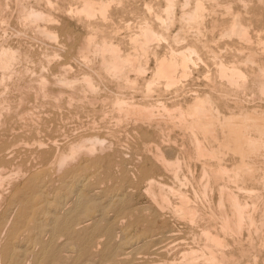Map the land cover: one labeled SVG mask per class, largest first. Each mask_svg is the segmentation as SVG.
<instances>
[{
    "label": "rangeland",
    "instance_id": "rangeland-1",
    "mask_svg": "<svg viewBox=\"0 0 264 264\" xmlns=\"http://www.w3.org/2000/svg\"><path fill=\"white\" fill-rule=\"evenodd\" d=\"M4 1V3H6V7L8 8V4H9V9L12 7L13 8V10H12V8L10 9L11 11L9 12L8 10L9 9H6L5 11H8V12H6V14H8V16L6 15V14H3V20H5V21H7V22H1L2 24L3 23H7V24H3V25H1V23H0V28H3V29H0V40H3V39H8L6 42H4L5 44H10V45H13V47H15V49H18L17 50V52H18V55H19V57H18V61L16 62V71L17 72H19V74L17 73V75L16 76H23V78L24 79H27L30 75H32L33 74V71H34V73H38L40 70H43V69H46L47 71L48 70H51V71H48V72H50V73H48L49 74V76L50 77H52V78H54V77H56L57 75L56 74H58L59 72H60V68L62 67V66H66V65H70L69 67L70 68H73L71 71H69V76H73V77H78V78H81V77H83V76H81L82 74L83 75H85V74H92V77L95 79L94 80V82H95V85H96V87H97V90H98V92L97 91H95L96 93H94V91L90 94V96H89V98L90 99H88V100H86V98L85 99H83V101L81 100V102L82 103H80V101L79 100H76L75 102H73V104H72V106H71V109H69L70 107H69V105L66 103V100H65V98H66V96L69 94V88L67 89V88H65V90H66V92H65V94H66V96H65V98H63V99H61L60 100V104L59 105H61V107H63L62 108V110L60 111V109H61V107H57L58 105L56 104V103H54L53 101H43L46 105H44V103L43 104H41L42 102L40 101L41 99H35L33 96H30V98H28V99H30L28 102H30V103H27V104H30V105H28L29 107L31 106V104H32V106L34 107V108H36L35 109V111H34V108L31 106V108L33 109V112H35V113H37V114H35V113H33L32 112V115L31 116H29V118L27 119V122H26V126L25 127H20L19 125H18V123L16 124L15 122H13V121H11V120H7V122L3 125V129H2V134H0V153H2V154H0V169L2 170V168H4V167H2V166H5V167H9V169L7 170V168H6V171H11V168H14V169H12V170H16V168L18 167V170L19 169H21V171L19 170V172L17 173V172H15L16 173V175H18L19 177L17 178L18 179V181L16 182V184H14V183H9V184H6V186H8L7 188H6V186L4 187V191H6V193L3 191V197H5V198H1L0 199V212L1 213H3V209H5V207L7 208V210L5 209V213H3V214H1L0 213V216L1 215H4V216H6V214H7V216H6V218L4 217H0V220H2L3 221V223H2V226H1V228H0V238L2 239V240H6V238H7V236L8 237H10V232L12 231V227L14 226V224L16 223V219H18L19 218V216H20V212H21V204H18L17 202H12V201H9L8 199H10L11 197L10 196H13V195H11V194H13L14 192H15V190H16V188H14V187H17V188H23V187H25V191H27L28 192V190H34V189H36V188H38L37 190L38 191H36V192H32V195H31V198H32V200H30V201H33V202H35L34 204V206L35 207H33L32 209H31V213H30V216H28V218H27V226H29V227H27V226H25V227H23L20 231H19V233L17 234V236L16 237H20L19 238V243H24V242H22V240L23 241H25V243L24 244H22V245H29V243L31 244V245H29L28 246V250H30L32 253L34 252H37V253H39V251H40V248H41V246H42V244H45L46 246H51L53 243L55 244V245H52L51 247L52 248H55V251H56V253L54 254V257L52 258L53 259V264L55 263V264H64L66 261L67 262H69V263H65V264H73V263H75L76 262V264L78 263V264H81L80 262H82V264L84 263L85 264V260L84 259H86V260H88V256L91 258L92 256H90L91 254L92 255H94V258L92 257V261H91V259H90V261L88 260L87 261V263L86 264H96L97 262V264H101V262H102V264L103 263H105V264H116V263H118V264H125L126 262L127 263H129V261H131V260H133V261H131L130 263L131 264H139V261H140V264L142 263H151L152 264V262L154 263L155 262V264L159 261V264H162L160 261H163L164 262V264H175L176 263V259H177V263L176 264H178L179 262H184V264H187L186 262H188L189 264L190 263H194V264H202V262H204L203 264H206L205 263V259H206V257L208 256V250L205 248L206 246V241H207V239H205V236L203 235V232H202V224L201 223H196L197 224V227H195V225H193V223H190L189 221H183V219L181 218L180 220H178L180 217L178 216V215H175V212H174V214L172 213L174 210L172 209V208H167L166 210L164 209V211H162L161 212V214L163 215V217H164V219L166 220V224L164 225V226H162L160 223H158V222H156V223H147V222H144V221H142L141 220V218L144 216V215H149V214H152V216L154 217V215H155V213L157 214V211H155L156 210V208H155V206L154 205H152V203L150 204V201H148V200H150V197H148V195H147V190H145L146 189V183L145 182H143V180H141L143 177V170L145 169H147V170H149V167H150V169H151V175L153 174V177L156 179V181L157 182H164L162 185H164L165 183L166 184H168L169 185V187H170V185H171V187H172V185L174 184L175 186H179L180 185V183H179V185H178V182H182L183 180V178H186V180L188 181L187 183H186V181L184 182L183 181V185H184V187H181V186H183V185H180V187L182 188V190L184 191V192H186V194L189 196V198H191L192 197V199H191V201H193V200H195L194 202H196L195 204H197V206L201 209V211L202 212H206V210H208V209H210L211 211H212V209L214 210V209H216L217 208V195H218V190H217V188H214L213 190H207L206 191V193L204 192V189L202 188L203 186L201 185L203 182L202 181H204L205 180V178L203 179H201V177H203L202 176V169H203V166H202V162L201 161H199V160H194L193 159V161L191 162V160H185V159H187L188 157H187V154L184 156L183 155V153H181V155H179L178 154V152L179 151H181V150H179L181 147L183 148V145L182 144H186V142H183V138H182V132H180L181 130L179 129V127H177L178 125H176L177 123H175V126L173 125L174 123H169V122H166V121H161V123H160V125L162 126L163 125V127H161L162 129L164 128V135L165 136H163L162 134H163V131H162V129L160 128V125H159V127H157V126H155L156 125V123H154L155 122V120H154V118L156 119V117H158V114L156 115V113H161V112H163V108H161L162 106H163V104H167L169 107H174L175 105H176V102L177 103H179V102H182V103H184L183 101L186 99H189L190 98V93H191V91L190 90H200V91H207V93H209V94H211L214 98H215V96H216V98L215 99H217V101H218V103H219V110L222 112V113H228L230 110L231 111H238L241 107L242 108H244V107H247V108H251V107H253V106H259V107H263L264 108V96H257L256 98L255 97H252V96H254V95H252V92H249V90L248 91H239V92H236L235 90H233V89H229V88H227L225 85H224V83H221V82H223L222 80L220 81V78L218 77V75H217V72L215 71L216 70V68L215 67H217L216 66V64H218L220 61H221V59H219V58H222V60L223 61H225V62H227L228 60H235V61H239L240 59H242V57H243V54H240V51L238 50V48H239V46H243V47H245V46H247L246 44H240L239 42H231V41H229V39L226 37V40H225V36L222 34V33H224V32H226V27H228L227 25H229V20H230V15L229 14H227L225 11H223L222 9H220V10H218L217 12L218 13H216V12H214L215 14H211V13H208V14H210V15H207L206 14V16H205V18H207V19H205V23H206V25L208 24V26L206 27V28H204V29H206V30H204V31H206V32H204V31H202V33L204 34L205 33V35L206 36H204L203 34H201V31H200V34L201 35H203V36H201L200 34H199V31L197 32V29L196 28H192L191 29V32L190 31H188V34L185 32V34L183 33V31L182 32H180V25H181V21H180V12H179V10H177L176 12H175V20L174 19H172V23H173V25L171 26L170 24H172V23H170L169 24V21H168V24H165L166 22H164V24H161V22L159 21L158 22V20L156 19L157 18V15H163L164 17H165V14L162 12V8H164L165 6V0H114V1H112V0H108L107 2H108V4L109 3H111V4H109V7L107 8L108 10L106 11V12H108V13H105V15H103L102 13H100V10L99 9H97L96 11H95V14L94 15H91V16H86V14L85 13H81L80 11L78 12V10H81V8H82V3H83V0H74V1H72V0H53L52 1V3H49V2H51V1H49V0H46V1H44V0H42V1H44L45 3H46V5H48V6H46L45 5V3L44 2H40V1H38V0H23L24 1V3L23 4H25V6H26V8L28 7V8H30V7H32V8H34L33 10H36V11H38V12H42V13H44L46 16L48 15V14H51V16L50 15H48L47 17H48V19L47 20H49L48 22L46 21V20H44V22L43 21H41L40 22V24L41 25H46L47 27H48V29L49 30H52V31H54L56 34H58L59 35V37H57L58 39V42H57V40H56V42L57 43H55V41H53V40H50L49 41V39L47 40L46 39V37H44L43 35H40L39 33H38V31H36L35 32V30H36V27L34 26V25H32L29 21H28V19H27V21L24 23V22H22V21H24V20H26V19H24V20H22V19H20L19 18V14H17V11H18V13H19V10H18V8H16V7H18L17 6V3H16V1H15V3H16V5L14 4V2H12V1H14V0H11V1H9V0H3ZM9 1V2H8ZM27 1V2H26ZM49 1V2H48ZM57 1V2H56ZM66 1V2H65ZM69 1V2H68ZM96 2H101V1H106V0H95ZM127 1V2H126ZM157 1V2H156ZM10 2H12L13 3V5H12V3L10 4ZM40 2V4H38V3ZM48 2V3H47ZM54 2V3H53ZM56 2V3H55ZM123 2V3H122ZM126 2V3H125ZM146 2V3H145ZM8 3V4H7ZM68 3H70L69 5H68ZM72 3V4H71ZM78 3V4H77ZM115 5H113V4ZM116 3V4H115ZM30 4H31V6H30ZM54 4V5H53ZM56 4H58L59 6H57ZM75 6H74V5ZM125 4V5H124ZM148 6H147V5ZM157 4V5H156ZM161 4V5H160ZM50 5H51V7H50ZM53 5V6H52ZM70 5H72V6H70ZM79 5V6H78ZM118 5H119V7H118ZM120 5L122 6V8L120 7ZM146 5V6H145ZM14 6V7H13ZM55 6V7H54ZM113 6H114V8H113ZM152 6H153V9H152ZM158 8H157V7ZM54 7V8H53ZM74 7V8H73ZM78 7V8H77ZM125 7V8H124ZM148 7H149V9H151V10H149L148 9ZM27 8V9H28ZM31 8V9H32ZM48 8V9H47ZM53 8V9H52ZM56 8V9H55ZM115 10H113V9ZM117 8V9H116ZM155 8V9H154ZM17 9V10H16ZM52 9V10H51ZM58 9V10H57ZM67 9V10H66ZM78 9V10H77ZM162 9V10H161ZM14 10H16L15 12H14ZM41 10V11H40ZM70 10V11H69ZM72 10V11H71ZM77 11V13H79V14H82L81 15V17H80V15L79 14H75V13H73V12H76ZM147 10H149V11H147ZM153 10H155V11H153ZM5 11L3 12V13H5ZM13 11V12H12ZM68 13H67V12ZM13 14H12V13ZM60 12H63V13H60ZM70 12H72V13H70ZM112 12V13H111ZM155 13V16H154V14H152V13ZM157 12H159V13H157ZM225 14V16H223L224 14ZM64 13H66V15H64ZM98 13H99V15H98ZM56 14V15H55ZM68 14H69V17H73V18H69L68 17ZM76 16H75V15ZM84 14H85V16H84ZM106 14H107V17H105L106 16ZM250 15H247V16H243L242 18H243V21L244 20H246V21H244L245 22V24H247L248 23V25H250L249 23H251V25L254 27V28H251L250 29V32H251V36H253L252 38H253V40L254 39H256V36H257V33L259 32V31H263V29H264V15H259V13L257 12L256 14H252V13H249ZM5 15V16H4ZM73 15V16H72ZM111 15H112V17H111ZM222 15V16H221ZM226 15H229V16H226ZM253 15V16H252ZM18 16V17H17ZM51 18H50V17ZM78 16V18H76ZM98 16H99V18H98ZM147 18H146V17ZM152 16V17H151ZM209 16V17H208ZM211 16V17H210ZM215 16V17H214ZM261 16V17H260ZM19 19H17V18ZM68 17V18H67ZM85 19H84V18ZM87 17V18H86ZM100 17L104 20L103 22L101 21L102 19H100ZM115 17V18H114ZM151 17V18H150ZM156 17V18H155ZM213 17V18H212ZM218 17V18H217ZM224 17V18H223ZM226 17V18H225ZM263 17V18H262ZM6 18V19H5ZM56 18H58L57 19V21H59V23L58 22H56ZM82 18V19H81ZM88 18H90V19H88ZM93 18V19H92ZM213 20H212V19ZM220 18V19H219ZM245 18V19H244ZM9 19H11L10 21H8ZM18 21H17V20ZM52 19V21H54V22H50V20ZM81 19V20H80ZM146 19H148V22L149 23H151V25H152V27H154V30L155 31H157L156 33H158V34H161V32H162V34L164 35L162 38H165L164 40L163 39H161V40H159L158 42H156L157 40H154L152 43H153V47H152V43L149 45V49H147V51L145 52V53H143L142 54V52H141V50L139 49V47L138 46H136V45H134L132 42H131V37H132V35H134L139 29H140V25H141V27L143 26V25H145V23H141V22H146L147 23V20ZM153 19V20H152ZM208 19H210V20H208ZM215 19V20H214ZM217 19V20H216ZM222 19V20H221ZM248 19H250L249 21H248ZM251 19H253L252 21H251ZM256 19V20H255ZM78 20L80 21V23L78 22ZM90 20V21H89ZM99 22H98V21ZM106 20H107V22H108V24H107V22H106ZM128 20V21H127ZM174 20V21H173ZM218 20H220V21H218ZM19 21H20V23H19ZM96 21V22H95ZM152 21H154V22H152ZM180 21V22H179ZM210 21V22H209ZM221 21H223L222 23H224V24H222L221 23ZM256 21V22H255ZM47 22V23H46ZM87 22V23H86ZM90 22L92 23V24H90ZM129 22H131V24L129 23ZM158 22V23H157ZM257 22H259V23H257ZM262 22V23H261ZM11 24V26H8L7 28H6V26L8 25V24ZM24 23V24H23ZM31 24V26L29 27V25ZM86 23V24H85ZM96 23V24H95ZM103 23H105V24H103ZM136 23V24H135ZM141 23V24H140ZM149 23H147V24H149ZM156 23H157V25H156ZM220 23V24H219ZM253 23V24H252ZM25 24H27V26L25 25ZM129 24H130V26H129ZM176 24V25H175ZM218 24V25H217ZM256 24V25H255ZM78 27H77V26ZM86 25V26H85ZM87 25H89L90 26V31L93 29L94 31L95 30H97L96 32H94L93 30V32L91 31H89V29H88V27H87ZM101 25H102V27H101ZM103 25L105 26V27H103ZM108 25V26H107ZM113 25V26H112ZM136 25V26H135ZM160 25V26H159ZM165 25L167 26L166 28H165ZM205 25V26H206ZM211 25H212V27H211ZM216 25V26H215ZM255 25V26H254ZM82 26V27H81ZM95 27V28H93V27ZM100 28V29H102L101 31H100V29L98 28V27ZM107 26V27H106ZM137 26H139V27H137ZM171 26V27H170ZM215 26V27H214ZM263 26V27H262ZM14 27V28H13ZM91 27H92V29H91ZM109 27V28H108ZM112 27H113V29H112ZM114 27H115V29H114ZM117 27V28H116ZM130 27V28H129ZM132 27V28H131ZM164 28V29H162V28ZM179 28V30H178V28ZM210 27V28H209ZM222 27V28H221ZM259 27H261V28H259ZM5 28V29H4ZM18 29V30H16V29ZM83 28V29H82ZM103 28H106V30L104 29L103 30ZM133 28H134V31H133ZM139 28V29H138ZM170 28V29H169ZM213 28V29H212ZM132 29V30H131ZM209 29V30H208ZM212 29V31L210 32V30ZM216 29V30H215ZM219 29V30H218ZM222 29V30H221ZM254 29H256V30H254ZM257 29L259 30L258 32H257ZM4 30H6V31H4ZM33 30V31H32ZM109 32H108V31ZM113 30V31H112ZM115 30V31H114ZM125 30V31H124ZM164 30V31H163ZM169 30V31H168ZM218 30V31H217ZM252 30V31H251ZM254 30V31H253ZM24 31V32H23ZM80 31V32H79ZM105 32V33H102V32ZM112 31V32H111ZM175 31H177V32H175L176 34H174V32ZM209 31V32H208ZM256 31V32H255ZM5 32V33H4ZM8 32V33H7ZM20 34H19V33ZM34 32V33H33ZM67 32V33H66ZM68 32H69V36H68ZM108 32V33H107ZM115 34H114V33ZM125 32V33H124ZM131 32V33H130ZM192 33V34H190V33ZM219 32H221V33H219ZM254 32V33H253ZM15 33V34H14ZM21 33H25V34H21ZM96 33H97V36H96ZM134 33V34H133ZM177 33H179V35L177 34ZM195 33V34H194ZM212 33H214L216 36H217V38H216V36L214 35V34H212ZM17 34V35H16ZM84 34V35H83ZM85 34H87L86 36H89V34H95V36L97 37V39L95 38V41L93 42V45H95V47L93 48L92 46V48H90L91 49V51L89 52V56L88 57H90V58H88V60H89V62H88V60L86 61L85 59L84 60H82V57L80 58V56L78 55L79 53H77V49L79 48L78 47V45L80 46V44H81V42L83 43V41H85L84 40V38L86 37L85 36ZM104 35V37L106 36V38H103V35ZM106 34V35H105ZM120 34V35H119ZM127 34V35H126ZM161 34V35H162ZM167 34V35H166ZM180 34H183L182 36H184L185 38H187V41H186V39H185V41L186 42H188V44L189 43H194L196 46H197V49H198V51H199V54H200V56H201V58H202V60H203V62L201 61H197L198 62V64H199V67L197 66L198 64H196V65H194V66H192L191 67V69H192V72H191V74L192 75H190L189 77H188V79H187V81L186 82H184L185 83V87H180V88H176L177 90H179V91H176V89H175V87H170V88H166V87H164L165 86V84L163 83V81H161L162 83H157L156 84V82L155 83H153L152 85L153 86H151V88H148L146 85H148V83H147V81L149 80V79H151V77L154 75V70H155V68H156V64H157V57H156V55H157V53H159V56L160 55H162V53H163V55L165 54V52H167V48L166 47H168L169 48V46H172L173 48H176V47H180V46H183V45H186L187 43L184 41V40H182V42L181 41H178L179 40V36H181ZM198 36H197V35ZM221 34V35H220ZM2 35H4V38H3V36ZM11 35V37L9 38L8 36H10ZM14 35V36H13ZM27 35H28V37H27ZM71 35V36H70ZM100 35V36H99ZM114 35H116V36H114ZM126 35V36H125ZM173 35H176V37H178V39H177V41L175 40L176 39V37H174ZM178 35V36H177ZM189 35H196L197 37H199V36H201L200 37V41H198L199 40V38H197L196 36L194 37V38H192L191 36H189ZM212 35V36H211ZM223 35V36H222ZM31 36V37H30ZM73 36H74V39H73ZM76 36V37H75ZM84 36V38H82ZM102 36V37H101ZM114 36V37H113ZM172 36H173V40H172ZM187 36V37H186ZM6 37V38H5ZM36 39H34V38ZM80 37V38H79ZM103 38V39H101V38ZM190 37V38H189ZM203 37V38H202ZM206 37V38H205ZM220 37V38H219ZM222 37V38H221ZM224 37V38H223ZM61 38V39H60ZM83 40H82V39ZM87 38V37H86ZM108 38V39H107ZM109 38H111V40H109ZM129 38V39H128ZM166 38H168V39H170V40H168L167 39V41H166ZM175 38V39H174ZM204 39V40H202V39ZM207 38H208V40H207ZM216 40H215V39ZM33 39V40H32ZM39 39V40H38ZM69 39H71L70 41H69ZM80 39V40H79ZM101 39V41H99ZM106 39V40H105ZM120 39V40H119ZM128 41H127V40ZM192 39H194V41L192 40ZM210 39H211V41H210ZM219 39V40H218ZM222 39V40H221ZM227 39H228V41H227ZM41 40V41H40ZM105 40V41H104ZM116 40V41H115ZM119 40V41H118ZM122 40V41H121ZM163 40V41H162ZM199 42H197V41ZM210 41L209 42V44L211 43V45H213V46H211V48H214L213 49V51H212V49L211 50H209L210 52H212V53H210L209 51H208V48H206V47H203L202 46V42L203 41ZM4 41V40H3ZM42 41H44V42H42ZM77 41V42H76ZM80 41V42H79ZM104 41V42H103ZM111 41H113V42H111ZM123 41H124V43H123ZM127 41V42H126ZM166 41V42H165ZM195 41H196V43H195ZM213 41V42H212ZM220 43H219V42ZM226 41V42H225ZM31 44H30V43ZM47 42V43H46ZM79 42V43H78ZM103 42V43H102ZM108 42V43H107ZM165 42V43H164ZM168 42V43H167ZM177 42V44L175 45V43ZM184 42H185V44H184ZM216 42V43H215ZM222 42V43H221ZM58 43H60V44H58ZM62 43V44H61ZM67 43V47H64V45ZM96 43V44H95ZM107 43V44H106ZM117 44V46L119 45V47H121L122 48V50L120 51L121 52V54L124 52V53H126V54H130V53H133V54H136L137 56H138V58H137V60H139V56H140V60L139 61H136V63H137V66H138V64H141L142 65V67H145L144 68V71L143 72H134L135 71V68L133 67V66H131V65H128V66H124V68H123V70H125L126 68H128V69H126L123 73L124 74H121V75H115V74H113L111 71H109V69H108V66H106L108 63H109V58H110V54H111V52H109L108 53V51H106L105 53H106V55H105V53L103 52V46H105V45H110V44ZM119 43V44H118ZM122 43H123V45H122ZM132 43V44H131ZM154 43H157V44H154ZM167 43V44H166ZM170 43H171V45H170ZM179 43V44H178ZM182 43V44H181ZM215 45H214V44ZM218 43V44H217ZM28 44V45H27ZM48 44H50V45H48ZM98 44H100L99 45V47H97L98 46ZM128 44V45H127ZM160 44H162V46L160 45ZM228 45L229 46V48L230 49H228L227 50V48H228V46H225V45ZM232 44V45H231ZM236 44H237V46H236ZM253 44H255V45H252V47L253 48H255V49H258L259 47L257 46V44L254 42ZM53 45V46H52ZM61 45H63V49L62 48H60V47H62ZM97 45V46H96ZM127 45V46H126ZM154 45H155V47H154ZM161 47H160V46ZM216 45H220L219 47H217ZM239 45V46H238ZM55 46H57V47H55ZM66 46V45H65ZM135 46V47H134ZM166 48H164V47ZM69 47V48H68ZM101 47V48H100ZM131 47V48H130ZM150 47H152L153 48V50H152V48H150ZM157 47V48H156ZM159 47V48H158ZM227 47V48H226ZM58 49V50H54L53 51V49ZM60 48V49H59ZM98 48H100L99 50L100 51H98V50H96V49H98ZM134 48V49H133ZM138 48V49H137ZM161 48V49H160ZM203 49V48H206L207 49V51H206V49H203V50H201V49ZM221 48V49H220ZM69 49V50H68ZM123 49H125V51L123 50ZM155 49V50H154ZM219 49V50H218ZM226 49V50H225ZM156 50H158L157 51V53H156ZM216 50V51H215ZM224 50V51H223ZM230 50V51H229ZM231 50H233V51H231ZM237 50H238V52H237ZM259 50V49H258ZM58 51V52H57ZM60 51V52H59ZM68 51V52H67ZM93 51L94 52H96V53H94L93 54ZM130 51V52H129ZM140 51V52H139ZM149 51V52H148ZM203 51V52H202ZM219 51V52H218ZM224 53H223V52ZM228 51V54L230 53V55H228L226 52ZM58 53V56L56 57H54V59L55 60H53L52 59V61H51V63H50V65H49V63L47 64L46 62V59H47V57L49 56V55H51V54H54V53ZM73 52V53H72ZM101 54H100V53ZM103 52V53H102ZM135 52V53H134ZM207 52L209 53V54H211V55H207ZM56 53V54H57ZM67 53V54H66ZM99 55H98V54ZM139 53H140V55H139ZM153 53V54H152ZM216 53V55H214V54ZM217 53H219V54H217ZM27 54V55H26ZM55 54V55H56ZM70 54V55H69ZM72 54V55H71ZM97 54V55H96ZM104 54V56H102ZM141 54H142V56L143 57H141ZM144 54H145V56H144ZM205 54H206V56H205ZM213 54V55H212ZM227 54V55H226ZM232 54V55H231ZM21 55V56H20ZM46 55H48L47 57H46ZM77 55H78V57H77ZM93 55H94V57H93ZM123 55V54H122ZM125 55V54H124ZM149 55V56H148ZM152 55V56H151ZM217 55L219 56V55H222V57L220 56V57H217ZM225 55V56H224ZM27 58H26V57ZM59 56H60V58H61V60H60V58H59ZM65 56L67 57V58H65ZM105 57V58H102V57ZM208 56V57H207ZM211 56V57H210ZM217 57L218 59H215V58H213V57ZM229 56H232V57H229ZM237 56V57H236ZM74 57V58H73ZM76 57V58H75ZM98 57V58H97ZM107 57V58H106ZM145 57V58H144ZM211 59H210V58ZM235 57H236V59H235ZM30 58V59H29ZM78 58V59H77ZM97 60H96V59ZM102 58V59H101ZM142 58H143V60H144V62H143V60H142ZM150 58V59H149ZM208 58V59H207ZM214 59V61H212L213 59ZM226 58H230V59H226ZM233 58V59H232ZM19 59H21L22 61H21V64H20V60ZM41 59H43V60H41V61H43L42 63H44V65L45 66H47V68L44 66V65H42V63L40 64V60ZM58 59V60H57ZM72 59H74V61L72 60ZM207 59V60H206ZM60 60V61H59ZM72 60V61H71ZM77 60H79V61H77ZM94 60H96V61H94ZM147 60V61H146ZM155 60V61H154ZM210 60V61H209ZM40 61V62H39ZM54 61V62H53ZM77 61V63H76V65H75V62ZM83 61H85L83 64H80L81 62H83ZM91 61V62H90ZM99 61V62H98ZM101 61H103V63L101 62ZM215 61H217L216 63H213V62H215ZM33 63L34 62V64H31V63ZM95 62V64H93ZM107 62V63H106ZM156 62V63H155ZM205 62V64H203ZM208 62V63H207ZM63 63H64V65H63ZM70 63V64H69ZM99 63V64H98ZM208 65H207V64ZM19 64V65H18ZM61 64V65H60ZM87 66H86V65ZM97 64V65H96ZM102 64H104V66L102 65ZM146 64V65H145ZM203 64V65H202ZM215 65V67H214V65ZM30 65V66H29ZM49 65V66H48ZM58 65H59V67H58ZM72 65V66H71ZM90 65V66H89ZM148 65V66H147ZM156 65V66H155ZM67 66V67H68ZM80 66V67H79ZM201 66H202V69H201ZM204 66H206V67H204ZM210 66V67H209ZM27 67V68H26ZM45 67V68H44ZM50 67V69H48ZM93 67V69H91ZM197 68V70H198V72H197V70H196V68ZM209 67V68H208ZM23 68V69H22ZM31 68V70H30V72L29 71H26V70H29ZM69 68V69H70ZM75 68V69H74ZM83 68V69H82ZM89 68V69H88ZM101 68V69H100ZM195 68V69H194ZM206 68H207V70H206ZM21 69H22V71H21ZM26 69V70H25ZM108 71H106V70ZM133 69V70H132ZM151 69V70H150ZM191 69H190V71H191ZM206 70V72H208V73H206L205 75H208V76H205L204 75V73H205V70ZM210 69V70H209ZM92 70V71H91ZM99 72V73H102V75H98V73L96 72ZM99 70V71H98ZM132 70V71H131ZM57 71V72H56ZM91 71V72H90ZM95 71V72H94ZM147 71H149V72H147ZM210 71V72H209ZM20 72H22V75L20 74ZM105 72H107V73H105ZM126 72H129V73H126ZM150 72H151V74H150ZM204 72V73H203ZM28 73V74H27ZM53 73V74H52ZM56 73V74H55ZM134 74V75H132V74ZM146 73H148V74H146ZM199 73V74H198ZM56 75V76H52V75ZM109 74H111V75H109ZM135 74H139L138 76L137 75H135ZM203 74V75H202ZM216 74V75H215ZM78 75V76H77ZM113 75V76H112ZM141 75V76H140ZM198 75V76H197ZM211 75H212V77H211ZM0 76H1V73H0ZM80 76V77H79ZM111 76H112V78H111ZM130 77V80H134L133 81V83H132V81H127V78L129 79V77ZM148 76H149V79H147V81H145L146 80V78H148ZM192 76V77H191ZM102 78V79H100V78ZM104 77V78H103ZM137 78V80H136V78ZM144 77H146V78H144ZM191 77V78H190ZM196 77V78H195ZM209 77H211L210 79H209ZM107 78V79H106ZM124 78H126V79H124ZM133 78H135V79H133ZM139 78V79H138ZM153 78V77H152ZM208 78V79H207ZM213 78V79H212ZM216 80H215V79ZM218 78H219V80H218ZM143 79V80H142ZM196 79V80H195ZM198 79V80H197ZM207 79V80H206ZM102 80V81H101ZM119 81V83H118V81ZM126 80V81H125ZM193 80V81H192ZM211 80V81H210ZM214 80V81H213ZM137 81V82H136ZM143 81V82H142ZM210 81V82H209ZM215 81H216V84L217 85H215ZM112 82V83H111ZM114 82V83H113ZM131 82V83H130ZM136 84H135V83ZM211 82H213V83H211ZM5 83H6V85H8V87L5 85ZM108 83V84H107ZM1 84V83H0ZM104 84H106V85H104ZM119 84L122 86L121 88H120V86H119ZM133 84V86H131ZM162 84V85H161ZM209 84V85H208ZM2 86H3V84H1ZM0 85V111L2 110V109H4L2 112L3 113H7V111H8V109H7V107H6V105L5 104H2V102H1V100L2 99H5V100H7V101H11V102H13L12 104H16L15 102H17V99L16 98H18V94H19V91L17 90V88H16V86H15V84L12 82V81H10L9 82V80H7V81H5L4 82V85L7 87V88H10V89H5L6 87L5 86H1ZM114 85V86H113ZM141 85V86H140ZM157 85V86H156ZM160 85V86H159ZM212 85V86H211ZM221 85V86H220ZM105 86H107V87H105ZM113 86V87H112ZM115 86H117V87H115ZM127 86H129L130 87V89H128L129 87H127ZM140 86V87H139ZM209 86V87H208ZM216 86H217V89H216ZM98 87H100V89L98 88ZM119 87V88H118ZM127 87V88H126ZM132 87V88H131ZM134 87H135V89H134ZM147 87V88H146ZM160 87V88H159ZM59 88V86L57 85V86H53V89H58ZM117 88L119 89V90H117ZM124 90H123V89ZM139 88H141V89H139ZM193 88V89H192ZM204 88V89H203ZM209 88V89H208ZM211 88V89H210ZM212 88H214L215 90H217V91H215L214 89H212ZM103 89V90H102ZM133 89V90H132ZM136 89H138V90H136ZM147 89L148 90H150V91H147ZM154 91H153V90ZM162 89V90H161ZM164 89H167V93H166V90H164ZM175 89V90H174ZM181 89V90H180ZM188 89V90H187ZM2 90L4 91L5 90V92H2ZM15 92H14V91ZM17 90V91H16ZM126 90V91H125ZM140 90V91H139ZM141 90L143 91V92H141ZM172 91V92H170V91ZM214 90V91H213ZM124 91L126 92V93H124ZM132 93H131V92ZM137 91H138V93H137ZM151 91H153L152 93H151ZM186 91V92H185ZM117 92V93H116ZM120 92V94H118ZM142 94H141V93ZM144 92H145V95H147L149 92V94L147 95V96H145L144 95ZM148 92V93H147ZM157 94H156V93ZM177 92H178V94H177ZM183 92H184V94L185 93H187V96L185 95V98L183 97L184 96V94H183ZM219 94H218V93ZM220 92H223V93H221V96H220ZM226 92V93H225ZM242 92V93H241ZM4 93V94H3ZM116 93V94H115ZM176 93V94H175ZM228 93H230L229 95H228ZM15 94V95H14ZM111 94H113V95H111ZM138 94V95H137ZM171 94H175V95H177V96H175V95H171ZM180 94V95H179ZM224 94V95H223ZM227 94V95H226ZM246 94V95H245ZM3 95V96H2ZM116 95L118 96L117 98H119V97H122V98H120V101L123 103L124 101L123 100H125V101H128L130 104H131V102L132 103H138V104H144V105H147V106H150L151 108H153V109H155V105L157 106L156 107V109L154 110V112H153V118H151L150 120H146L145 122L146 123H143V121L141 122L140 120H138V122H137V119H135L134 120V118H129V117H125V115H123V114H120L119 115V112H118V109H117V105L115 104V102H114V104H112V102H113V99H114V101H115V99H116ZM156 95H158V96H156ZM161 95H162V97H161ZM170 95V96H169ZM232 95L234 96V97H232ZM249 95V96H248ZM252 95V96H251ZM104 96H106V97H109V99L107 98L106 99V97H104ZM133 96H134V98H133ZM142 96V97H141ZM156 97V98H154V97ZM165 96V97H164ZM169 96V97H168ZM182 96V97H181ZM237 96V97H236ZM251 96V97H250ZM4 97V98H3ZM102 97L105 99V100H109V101H105V100H102ZM111 97H113V98H111ZM148 97V98H147ZM149 97H152V98H149ZM171 97H172V99H171ZM179 97H181V98H179ZM218 97L220 98V99H218ZM223 99H222V98ZM225 97H228L227 99H225L224 100V98ZM232 99H230V98ZM95 98V99H94ZM133 100H131V99ZM173 98H175V99H173ZM260 98V99H259ZM97 99V100H96ZM98 99H100V100H98ZM123 99V100H122ZM129 99V100H128ZM143 99H145V101L143 100ZM157 99V100H156ZM166 99H167V101H166ZM179 99V100H178ZM236 99H237V101H239V102H237V103H235L236 102ZM239 99H241L242 101V104H240L241 102H240V100ZM253 99V100H252ZM262 99V100H261ZM15 100V101H14ZM48 100V99H47ZM96 100V101H95ZM111 100H112V102H111ZM160 101V103H159V101ZM163 100H164V103H163ZM176 100V101H175ZM181 100V101H180ZM234 100V101H233ZM38 103H37V102ZM79 102V103H76V102ZM91 101V106H90V102ZM92 101H93V104H97L96 106L95 105H92ZM98 101V102H97ZM103 101V102H102ZM107 102V103H105V102ZM149 101V102H148ZM162 101V102H161ZM232 101V102H231ZM32 102V103H31ZM87 102V103H86ZM102 102V105L100 104ZM153 102V103H152ZM249 102V103H248ZM253 102V103H252ZM259 102V103H258ZM41 104V105H44V106H39V105H37V104ZM104 103H105V105H107V106H105L104 107ZM126 104H129V103H127V102H125ZM124 103V104H125ZM163 103V104H162ZM228 105H227V104ZM244 103V104H243ZM262 103V104H261ZM68 106H67V105ZM76 104V105H75ZM109 104V105H108ZM151 104H154V106L152 107V105ZM162 104V105H161ZM2 105H3V107H2ZM55 105V106H54ZM57 105V106H56ZM82 105L85 107V109L84 108H81L82 107ZM86 105V106H85ZM112 105H114V107H116V108H114ZM116 105V106H115ZM158 105H159V108H158ZM178 105V104H177ZM225 105V106H224ZM5 106V107H4ZM35 106H37V107H35ZM161 106V107H160ZM230 107V109H229V107ZM45 107V108H44ZM48 107V108H47ZM55 107H57L56 109H55ZM93 107H95V108H98V109H93ZM101 107V108H100ZM104 107V108H103ZM110 108V109H107V108ZM234 107V110H232V108ZM240 107V108H239ZM17 107L16 106H13L12 108H9L10 110L8 111V112H12L13 111V109H16ZM46 108L49 110V112H48V110H46ZM65 108L66 109H68V110H65ZM89 108V109H88ZM90 108H92V109H90ZM112 108V109H111ZM158 108V109H157ZM241 108V109H242ZM19 109H21V108H19ZM51 109V110H50ZM79 109H81V111H79ZM84 109V110H83ZM114 109V112H112V115L110 114L111 112H110V110L112 111ZM160 109V110H159ZM40 112V114H39V112ZM77 110V111H76ZM94 110H95V112H94ZM109 111V114H107L108 112H106V114L108 115V117H106L107 115L105 114V113H103V111ZM229 110V111H228ZM42 111H43V113H42ZM70 111V112H69ZM80 112L79 114L77 113V115H76V112ZM117 111V112H116ZM160 111V112H159ZM45 112H47V113H49L50 114V116H49V114L48 115H46L47 113H45ZM53 113V114H51V113ZM92 113L93 112V114H87V113ZM101 112H102V114H101ZM45 113V114H44ZM71 113V114H70ZM86 113V114H85ZM42 114V115H41ZM104 114L106 115V116H104ZM35 115H37L36 116V118H37V120H36V118H35ZM43 116V117H41V116ZM61 115H62V117H61ZM78 115H79V117H80V119H81V121L79 120V117H78ZM88 115H90L89 117H88ZM91 115H92V117H91ZM109 115L111 116V117H109ZM38 116H40L41 117V119L42 118H44L45 119V122H43V120L41 121L40 120V117H38ZM67 116L69 117V118H67ZM101 116H103L102 118H101ZM116 117V119H121V121H122V123H123V125H122V123H121V121H118V120H116L115 119V117ZM119 116H121L122 118H124V119H122L121 117H119ZM32 117H34V118H32ZM86 117V118H85ZM89 119H88V118ZM104 117H105V119H104ZM118 117V118H117ZM62 118V119H61ZM83 118H85V119H83ZM92 118H94V121L93 120H91ZM98 118H100V119H98ZM113 119V124L111 125V123H112V120L111 119ZM125 118H127L126 120H125ZM33 120V119H35V121H32L31 122V120ZM39 119V120H38ZM65 119H66V122H65ZM68 119H70V120H68ZM78 119V120H77ZM104 119V120H103ZM106 119H108V120H106ZM132 121H131V120ZM58 120V121H57ZM64 120V121H63ZM68 120V121H67ZM97 120V121H96ZM101 120H103V121H101ZM129 120V121H128ZM38 121V122H37ZM39 121H40V123L42 124H40L39 123ZM80 121V122H79ZM90 121V123L89 124H87L88 122ZM95 121H96V124H95ZM118 121V122H117ZM127 121V127H126V124H124L125 122ZM131 121V122H130ZM137 123H139V122H141V123H139V124H137ZM150 121V122H149ZM11 124H10V123ZM51 122H53V124L51 123ZM64 122V123H63ZM83 122H86V123H83ZM92 122H94V123H92ZM98 122V123H97ZM111 122V123H110ZM116 122L118 123V124H116ZM121 124H120V123ZM135 122V123H134ZM152 122V123H151ZM14 123L16 124L15 126H14ZM34 123V124H33ZM37 123H38V125L40 126V127H37L38 129H40V130H36V126H37ZM46 123V124H45ZM69 123H74L73 125H71V124H69ZM75 123H77V124H75ZM80 123V124H79ZM110 123V124H109ZM133 123V124H132ZM150 123V124H149ZM167 123V124H166ZM30 124V125H29ZM83 124V125H82ZM92 124L94 125V126H92ZM98 124H100V125H98ZM130 124V125H129ZM145 124V125H144ZM29 125V126H28ZM32 125V126H31ZM36 125V126H35ZM45 125V126H44ZM65 125V126H64ZM120 125H121V127H120ZM137 125H138V128H137ZM164 125H168L167 126V128H166V126H164ZM172 125V126H171ZM14 127L13 129L15 130H13L11 127ZM77 126V127H76ZM89 126H90V128H89ZM106 126V127H105ZM115 126H117V127H115ZM124 126H125V128H124ZM132 126V127H131ZM147 126H149V127H147ZM151 126V127H150ZM170 126V127H169ZM15 127L17 128V129H15ZM18 127L20 128V130L18 129ZM30 127H33V128H30ZM49 127H51V128H49ZM59 127H61L62 128V131H61V128H59ZM63 127H64V129L66 130H63ZM75 127H76V130L75 131H77L78 129H81V131L80 130H78V133L80 134H78V135H73V134H75L76 132L75 131H73L74 129H75ZM82 127H84L85 129H82ZM87 127V128H86ZM94 127V128H93ZM108 127V128H107ZM115 127V128H114ZM147 129H146V128ZM155 127V128H154ZM174 127V128H173ZM176 127V128H175ZM23 130H22V129ZM27 128H29V129H27ZM99 128V129H98ZM102 128V129H101ZM104 128H106L107 130H108V132H107V130L106 129H104ZM124 128V129H123ZM134 128H136L137 129V131H135L136 129H134ZM151 128V129H150ZM152 128H154V129H152ZM156 128H158V130H159V132H157V130H156ZM170 128L172 129V130H170ZM11 129H12V131H11ZM91 129V130H90ZM93 129H96V130H99V131H95V130H93ZM110 129V130H109ZM114 131H112V130ZM132 129V130H131ZM134 129V130H133ZM139 129V130H138ZM165 129H167L166 131H165ZM168 129L170 130V131H168ZM178 129V130H177ZM19 130V131H18ZM30 130H32V131H30ZM71 130V131H70ZM102 130V131H101ZM106 130V131H105ZM125 130H128V132L127 131H125ZM129 130H131V131H129ZM148 130H150V131H148ZM153 130V131H152ZM162 131V133H161V131ZM3 131H4V133L5 134H3ZM6 131H8V132H6ZM23 131H29V133L27 132L25 135L22 133ZM36 131H41V134L39 133V132H36ZM59 131V133H57ZM84 133H83V132ZM86 131V132H85ZM110 131H112V132H110ZM133 131H135V132H133ZM167 131L170 133L171 132V136H170V134L168 133L167 134ZM173 131V132H172ZM176 131H177V133H179V134H176ZM15 133V134H13V133ZM44 132V133H43ZM56 132V133H55ZM62 132H64V133H62ZM74 132V133H73ZM80 132H82V133H80ZM102 132V133H101ZM103 132H106L107 134H105V133H103ZM115 132H117V133H115ZM123 133V134H121V133ZM137 132H139L140 133V135L138 136L137 134H139V133H137ZM150 132H151V134H150ZM153 132V133H152ZM1 133V132H0ZM6 133H8L9 135H8V137H7V135H6ZM12 135H11V134ZM71 133V134H70ZM73 133V134H72ZM109 133V134H108ZM119 133V134H118ZM128 133V135L129 134H131V135H129L130 137H132L133 139L131 140V138H130V140H129V136H128V139L127 138H125V137H127V134ZM135 133H137L136 135H135ZM147 133V134H146ZM156 133V134H155ZM39 134V135H38ZM65 134H67L68 136H70V139L69 138H66L67 137V135H65ZM70 134V135H69ZM77 134V133H76ZM103 134V135H102ZM117 134V135H116ZM153 134H155L154 136H153ZM181 134V135H180ZM2 135H3V137H2ZM13 135H15L14 137H11V136H13ZM61 135V136H60ZM63 135V136H62ZM64 135H65V138H66V141H64L65 140V138H64ZM72 135V136H71ZM99 136L100 138H102L103 137V139L104 140H107V141H105V147L102 149V150H104V151H101L100 150V152L99 151H97L96 152V155L95 156H99L98 157V159H96L95 158V160H94V158L92 159V161L91 160H84L85 158H82V156H80V157H78V158H76L77 160H76V162L74 161L72 164L70 163V164H68L66 167H64V168H59V166H58V159L60 158V156H62L63 154H66L67 152L68 153H72L73 152V150L75 151V149H72V147L71 146H74L77 142H75V141H79V139L81 140L82 138H85V137H87V136ZM142 135H144V136H142ZM149 135H150V137H149ZM151 135H152V137H154V141H153V139H152V137H151ZM175 135V136H174ZM46 136H48V138L50 137L51 138V140H52V138L53 139H55L56 138V141H55V143H54V141H49L50 140V138L48 139ZM74 136V137H73ZM77 136H78V138H77ZM81 136V137H80ZM112 138H111V137ZM117 136H118V138H117ZM166 136H167V138H166ZM168 136H170V138L168 137ZM4 137H6V138H4ZM22 137H23V139H22ZM58 137V138H57ZM72 137V138H71ZM138 137H141V139L142 140H138L137 138ZM174 137V138H173ZM176 137L178 138V139H176ZM181 137V138H180ZM10 138V139H9ZM24 138H26V139H24ZM30 138V139H29ZM33 138H36L35 140H39L38 141V143L36 142V143H34V141H32L33 140ZM40 138V139H39ZM59 138H60V140H59ZM63 138H64V140H63ZM106 138H108V139H106ZM117 138V139H116ZM121 138V139H120ZM144 138V139H143ZM146 138V139H145ZM158 138H159V142L158 141H156V140H158ZM163 138H165V139H163ZM2 139H4V140H2ZM27 139L30 141V143H26L27 145H25V144H23V143H25V142H27ZM67 139L70 141V142H67ZM76 139V140H75ZM119 139H120V141H119ZM140 139V138H139ZM161 139H163V141H166V140H168L169 141V139H170V141L172 140V142H173V144H172V142H170V144H169V142L167 141L166 143L164 142V144H163V141H161ZM20 140H22V141H20ZM24 140V141H23ZM43 140L45 141V142H43ZM62 140H63V142H62ZM73 140V141H72ZM136 140V142L138 141L139 143H140V145H141V147H138V146H140V145H138L137 143H135L134 141ZM151 140V141H150ZM174 140H177V141H174ZM181 140H182V142H181ZM2 141H3V143H2ZM20 141V142H19ZM28 141V142H29ZM48 141H49V143H48ZM111 141V142H110ZM114 141V145L115 146H113V142ZM125 141L126 142H129V144L131 145L130 146V148H127L128 146H129V144L128 143H125ZM132 141V142H131ZM143 141V142H142ZM144 141H145V143L147 142V144L146 145H148L147 147H145V143H144ZM148 141H150V142H148ZM179 141V142H178ZM8 142V143H7ZM19 142V143H18ZM58 142H59V146H58ZM62 142V146L60 145V143ZM65 142V143H64ZM75 144H74V143ZM121 142V143H120ZM155 142H158L157 143V145L159 144V147L162 149V152H164V153H168L167 155L165 154V156L167 157V159L169 158V160H174L175 159V157L177 156H179V158H181V160L182 161H186L187 162V166L189 165L190 167H192L191 168V170L189 171V166L186 168V164H185V166H184V164H183V167H182V169L184 170V172L183 171H179V179H180V181L179 180H176L175 179V177H174V174H173V172H171L170 173V171L168 170L167 172L168 173H165L166 171H164L163 172V170H161L162 168V166L156 161V158L154 159V161L152 160L154 157H150V156H152V155H150V154H148V152H150L151 154L152 153H156L157 154V152H161V149L160 148H158V146L157 145H155V146H157V148H154V143ZM40 143H42V144H40ZM47 143V144H46ZM55 145H54V144ZM73 143V144H72ZM109 143H112V146H110L111 144H109ZM142 143V144H141ZM144 143V144H143ZM148 143H150V144H148ZM17 144V145H16ZM18 144H20V145H18ZM29 144H31L30 146H32V145H35V146H32L31 148H30V146H29ZM46 144V145H45ZM57 144V145H56ZM156 144V143H155ZM172 144V145H171ZM175 144H179V148L178 149H176V146H175ZM39 145H41V146H39ZM48 145H50V146H48ZM108 145H109V147H108ZM121 145V146H120ZM126 145H127V147H126ZM144 145V146H143ZM152 145H153V147H152ZM162 145V146H161ZM169 145V146H168ZM171 145V146H170ZM175 146V149H174V146ZM182 145V146H181ZM9 146H10V148H9ZM15 148H14V147ZM18 146V147H17ZM37 146V147H36ZM39 146V147H38ZM47 146H48V148H47ZM107 146V147H106ZM214 146H216V145H214ZM22 147H24L23 149H22ZM41 147V148H40ZM58 147L60 148V149H58ZM123 147H125V148H123ZM144 147L148 150V149H152V148H154V149H152L151 151L150 150H148V152H145V150L146 149H144ZM150 147V148H149ZM29 148H30V150H29ZM55 148H56V150L57 151H55ZM70 148V149H69ZM105 148H107V149H105ZM128 149V151H127V149ZM140 148H142V149H144V151L143 150H141ZM181 148V149H182ZM110 149V150H109ZM113 149V151H111ZM120 149H123L122 151L120 150ZM125 149V150H124ZM132 150V151H130V150ZM136 149H137V151H136ZM138 149H140V150H138ZM157 149L159 150V151H157ZM165 149V150H164ZM9 150V151H8ZM15 150V151H14ZM59 150V151H58ZM62 150V151H61ZM72 150V151H71ZM105 150H106V152H105ZM109 150V151H108ZM120 150V151H119ZM146 150V151H147ZM177 150H179V151H177V153H175ZM8 151V152H7ZM50 153H49V152ZM125 151V152H124ZM127 151V152H126ZM10 152V153H9ZM14 152V153H13ZM36 152V153H35ZM55 152H57V153H55ZM66 152V153H65ZM114 152V153H113ZM119 152H121V153H119ZM132 152H134L133 154L134 155H136L135 157V159H133L134 157H129L130 156V154H132ZM140 154H139V153ZM142 152V153H141ZM33 153H35L34 155H33ZM114 154L113 156H112V154ZM124 153H128L127 154V156H126V154H124ZM136 153V154H135ZM163 153V154H164ZM9 154H10V156H9ZM12 154V155H11ZM22 154V155H21ZM38 154V155H37ZM58 154V155H57ZM111 154V155H110ZM119 154H121V155H119ZM156 154H154V155H156ZM178 154V155H177ZM229 156H227V155ZM225 154V158L227 159V160H225V162L226 163H228V164H231V162H228L229 160H231V157H230V155L228 154V153H226ZM21 155V156H20ZM52 155V156H51ZM57 155V156H56ZM101 155H103V159H104V161H103V159H102V157H101ZM104 155H105V157H104ZM107 155L109 156V157H107ZM133 155V156H134ZM153 155V156H154ZM175 155V157H173ZM53 156H55V157H53ZM111 156V157H110ZM117 156H118V158H117ZM125 156H126V158H125ZM138 156H142L141 158L143 159V161H140L141 159L138 157ZM172 156V157H171ZM185 157V159H183L184 157ZM32 157V158H31ZM34 157H35V161H34ZM123 157V158H122ZM127 157H129V158H127ZM171 157V158H170ZM15 158V159H14ZM20 158V159H19ZM28 158V159H27ZM54 158H56V160L54 159ZM81 158V159H80ZM109 158H111V159H109ZM117 158V159H116ZM132 160H134V161H131V159ZM138 158V159H137ZM151 158V160H149ZM229 158V159H228ZM50 159V160H49ZM99 159H101L102 160V162H96V161H98ZM114 159H116V160H114ZM119 159V160H118ZM123 161H122V160ZM46 160H48V162L46 161ZM55 161V162H53V161ZM107 160H109V161H107ZM111 160V161H110ZM112 160H114V161H112ZM121 160V161H120ZM125 160V161H124ZM145 160H147V162L145 161ZM83 161V163L82 164H84V165H86V167L87 168H85V169H80L79 170V163H81ZM87 161H89V162H87ZM129 161V162H128ZM130 161H131V163H130ZM137 161H139V162H137ZM150 161H152L153 163H155V164H153V163H150ZM197 163H196V162ZM199 161V162H198ZM232 161V160H231ZM31 163V164H28V163ZM46 162H47V164H46ZM53 162V164H51V163ZM89 163L88 165H92L93 163H95V165H93V166H91L90 165V167L87 165V163ZM91 162H93V163H91ZM108 162V163H107ZM109 162H110V164H109ZM113 162V163H112ZM120 162V164H118ZM122 162H123V164H127V162H128V164L130 163V168H128L129 166H128V164L127 165H123V168L121 169V167H122ZM125 162V163H124ZM134 162V163H133ZM140 162H142L141 163V165H140ZM143 162L145 163V165L143 164ZM188 162H190L189 164H188ZM86 163V164H85ZM100 163V164H99ZM110 166V168L108 167V165ZM117 163V164H116ZM137 163H139L138 165H137ZM192 163H196L197 165H193ZM14 164V165H13ZM49 165V166H46V165ZM81 164V165H82ZM97 164H99L98 165V167H99V169H98V167L96 166ZM134 164V165H133ZM135 164H136V166H135ZM151 164H153V166L151 165ZM25 165V166H24ZM38 165V166H37ZM39 165H40V167H39ZM101 165H102V167H101ZM103 165L105 166V168L103 167ZM117 165V167H119V170L117 169V167H115ZM144 165V166H143ZM157 165H159V166H157ZM191 165H193V166H191ZM22 166V168H20V167ZM37 166V167H36ZM114 166V167H113ZM128 166V167H127ZM133 166H135V167H137V168H135V167H133ZM149 166V167H148ZM155 166V167H154ZM34 167V168H33ZM75 167V168H74ZM92 167V168H91ZM112 167V168H111ZM135 168V170H136V172H137V174H136V172H132V171H135L133 168ZM141 167V168H140ZM146 167V168H145ZM152 167V168H151ZM194 167V168H193ZM33 168V169H32ZM38 168V169H37ZM57 168H59V169H57ZM108 168V169H107ZM116 168V169H115ZM126 168H128V170L126 169ZM140 168V169H139ZM202 168V169H201ZM37 169V170H36ZM68 169H69V171H68ZM73 169H75V170H73ZM79 171H78V170ZM87 169H89V170H87ZM95 169H97L95 172H93ZM104 169H106V170H104ZM116 171H115V170ZM125 169V170H124ZM138 169V170H137ZM154 169V170H153ZM162 171H160V170ZM181 169V170H182ZM195 169V170H194ZM4 170H5V168H4ZM33 170H35V171H33ZM52 170V171H51ZM59 170H60V172H59ZM61 170H63V171H61ZM66 170V171H65ZM83 170V171H82ZM87 170V171H86ZM92 170V171H91ZM104 170V171H103ZM132 170V171H131ZM202 172H201V171ZM23 171V173L22 174H19V173H21ZM25 171V172H24ZM29 171H30V173H29ZM75 171V172H74ZM91 171V172H90ZM99 171V172H98ZM114 171V172H113ZM118 171H119V173H118ZM128 171V175L125 173V172H127ZM191 171H194V173L193 172H191ZM28 172V173H27ZM33 172V173H32ZM53 173L54 174V172H56L57 174H56V176H53V174H50V173ZM70 172H72L71 174H70ZM82 172V173H81ZM90 172V173H89ZM98 172V173H97ZM106 172V173H105ZM117 172V173H116ZM132 172V173H131ZM141 172V173H140ZM154 172H156V175H155V173ZM187 172V173H186ZM191 172V173H190ZM198 173L197 175H196V173ZM27 174V175H25V174ZM75 173H76V175H75ZM93 173V174H92ZM96 175H95V174ZM109 173V174H108ZM113 173H115V174H113ZM164 173V174H163ZM186 175H185V174ZM190 173V174H189ZM193 173V174H192ZM47 175V176H45V175ZM77 174H79V175H77ZM83 175V177H82V175ZM101 174V175H100ZM112 174V175H111ZM136 174V175H135ZM140 174V176H137V175H139ZM142 174V175H141ZM157 174H159V175H157ZM192 174V175H191ZM195 174V175H194ZM15 175V176H16ZM36 175H40V176H36ZM42 175V176H41ZM48 175H49V178H48ZM55 175V174H54ZM86 177H85V176ZM88 175H93V176H90L89 178H87V176ZM103 175V176H102ZM110 175V176H109ZM117 175H119V176H117ZM121 175H123V176H121ZM127 176V178H125L126 179V183H125V179H124V176ZM132 175H135V176H133V179H132ZM148 175H150V173L148 174ZM165 175H168L167 177H169V178H171V180H169V178H167ZM170 175V176H169ZM27 177V178H25L24 180H25V182H22L23 181V179H21L20 180V177L21 178H23V177ZM44 176H45V178L47 177V182H46V180H45V178H44ZM68 176V177H67ZM109 177V178H107V177ZM131 176V177H130ZM158 176V177H157ZM164 178H163V177ZM182 176H183V178H182ZM185 176V177H184ZM187 176V177H186ZM191 176V178H189ZM193 176H194V178H193ZM36 177H38V178H36ZM51 177H54L55 179L53 180V178H51ZM62 177V178H61ZM66 177H67V179H69V180H67L66 179ZM72 177H73V180H70V179H72ZM85 177V178H84ZM94 177V178H93ZM100 177V178H99ZM103 177V178H102ZM116 177V178H115ZM123 177V178H122ZM137 177H139V178H137ZM160 177V178H159ZM195 177H196V180H195ZM51 178V179H50ZM79 178L81 179V180H79ZM96 178V179H95ZM113 178H115V179H113ZM119 180H118V179ZM122 180H121V179ZM131 178V179H130ZM137 178V179H136ZM157 178H158V180H160V181H158L157 180ZM162 178V179H161ZM167 178V179H166ZM36 179V180H35ZM37 179H39L38 180V182H37ZM41 179H42V181H41ZM50 179V180H49ZM64 179V180H63ZM68 181H66V180ZM77 179V180H76ZM88 179V180H87ZM90 179V180H89ZM92 179V180H91ZM98 179V180H97ZM102 179H104L103 181H104V183H103V181H102ZM130 179V180H129ZM138 179H140V181H138ZM190 181H189V180ZM194 179V180H193ZM31 180H33L34 181V184H29L30 182H31ZM58 180H60V181H58ZM76 180V181H75ZM84 180V181H83ZM85 180H86V182H85ZM94 180H96L97 182H95ZM100 180V181H99ZM111 180V181H110ZM117 180H118V182L121 184L122 183V186H118L119 185V183L117 182ZM133 180H135V182H133L132 183V181ZM167 180V181H166ZM174 180V181H173ZM176 180V181H175ZM53 181V182H52ZM57 182V184H56V182ZM63 181L65 182V184L63 183ZM71 181H73V182H71ZM77 181H81V182H77ZM83 181V182H82ZM92 181V182H91ZM112 181H114V183H113V185H112ZM121 181V182H120ZM22 184H21V183ZM40 182H42V183H40ZM69 183L68 185H67V183ZM88 182H90V183H88ZM93 182H95V184H93ZM99 182V183H98ZM106 182V183H105ZM109 182H111V183H109ZM174 182V183H173ZM175 182H177L176 184H175ZM191 182H193L192 184H193V187H192V185H191ZM202 182V183H201ZM20 183V184H19ZM39 183V184H38ZM102 185H101V184ZM108 183V184H107ZM118 183V185H116ZM125 183V184H124ZM128 183H130L129 185H128ZM132 183V184H131ZM140 183V184H139ZM145 183V184H144ZM199 184V186H198V184ZM11 184V185H10ZM17 184H19V185H17ZM36 184H38V185H36ZM52 186L51 188H50V185ZM70 184H72V185H70ZM75 184H77V186L75 185ZM82 184H83V186H82ZM85 184H86V187H85ZM104 184V185H103ZM110 184V185H109ZM124 184V185H123ZM133 184H134V187L132 188V189H130L132 186H133ZM166 184H165V186H166ZM186 184V185H185ZM17 185V186H16ZM20 185H22V186H20ZM31 185V186H30ZM39 185H41V186H43L42 187V189L44 188V191H47L48 192V195L46 196V194H47V192H44L42 189H41V187L39 186ZM70 185V186H69ZM79 185V186H78ZM96 185V186H95ZM168 185L166 186V187H168ZM173 185V186H174ZM188 185V186H187ZM38 186V187H37ZM44 186H46V187H44ZM62 188H61V187ZM67 186V187H66ZM89 186V187H88ZM101 186V187H100ZM118 186V187H117ZM131 186V187H130ZM136 186H143V189L141 188V187H136ZM202 186V187H201ZM59 187V188H58ZM72 187H75V188H72ZM95 187V188H94ZM102 187H103V189H102ZM105 187H107V188H105ZM117 187V188H116ZM123 187H124V189H123ZM130 187V188H129ZM185 187H187V188H185ZM196 188L195 190L194 189H192V188ZM6 188V189H5ZM28 188H30V189H28ZM67 188V189H66ZM110 188H111V190H110ZM118 188H119V190L121 189V191H119L118 190ZM135 188H136V190H135ZM140 189V190H137V189ZM8 189V190H7ZM15 189V190H14ZM41 189V190H40ZM48 189V190H47ZM54 189V190H53ZM64 189H66V190H64ZM83 189V190H82ZM100 189H102L103 190V192L102 191H96V190H100ZM115 189V190H114ZM129 189V190H128ZM134 189V190H133ZM14 190V191H13ZM40 190V191H39ZM56 190V191H55ZM75 190V191H74ZM89 190V191H88ZM105 190V191H104ZM111 192H110V191ZM128 190V192H132V191H134V194L133 193H131V194H133L132 196H128V192H125V191H127ZM132 190V191H131ZM192 190H194V191H196V193L197 194H199V196L195 193V192H193ZM13 191V192H12ZM29 191V192H30ZM49 191H51V193L55 196H53L51 193H49ZM55 191V192H54ZM62 191V192H61ZM85 191H87V193H85ZM96 191V192H95ZM108 191V192H107ZM118 192V193H115V192ZM123 191V192H122ZM142 191V192H141ZM146 192V195H145V192ZM188 191V192H187ZM192 191V192H191ZM214 191V192H213ZM12 192V193H11ZM68 192V193H67ZM76 192V193H75ZM79 192H80V195H78L79 194ZM82 192H83V194H82ZM90 192V193H89ZM92 192V193H91ZM105 192V193H104ZM121 192V193H120ZM144 192V193H143ZM189 192H191V193H189ZM211 192V193H210ZM10 193V194H9ZM43 193V194H42ZM60 193V194H59ZM73 193V194H72ZM99 193H101V194H99V197L97 198L96 196L98 195ZM139 193V194H138ZM207 195V196H204L205 194ZM36 194V196L34 197L33 195H35ZM41 194L44 196V197H49L48 199H49V204L47 203V205H49L48 207L50 208V209H48V210H54V211H49V212H47L48 210L46 209L44 212H46V213H44V212H42V211H40L39 210V207H40V203H38L39 201H40V199H42V197H41ZM59 194V195H58ZM68 195V197H66L67 195ZM85 194V195H84ZM86 194L89 196V198L88 199H86ZM92 194V195H91ZM93 194H94V196H93ZM95 194H97V195H95ZM102 194H104V196H102L101 197V195ZM116 194V195H115ZM125 194H126V196H125ZM142 194V195H141ZM202 194H204L203 196H202ZM211 194V195H210ZM5 195V196H4ZM10 195V196H9ZM76 195H78V197H79V199L77 198V196ZM107 197H106V196ZM120 195V196H119ZM129 195H130V193H129ZM208 195H210V196H208ZM7 196V197H6ZM52 196V197H51ZM60 196H61V198H60ZM62 196H64V197H66V198H63ZM70 196H71V198H70ZM76 196V197H75ZM83 196V197H82ZM108 196H109V198H108ZM114 197V198H116L117 200V202L115 201V199L113 198V199H111L112 197ZM118 196V197H117ZM146 196V197H145ZM197 198V200L194 198ZM197 196V197H196ZM43 197V198H44ZM57 197H59V198H57ZM90 197H92V199L90 198ZM105 197V198H104ZM111 197V198H110ZM123 197H124V200H123ZM127 197V198H126ZM199 197V198H198ZM201 197V198H200ZM212 197V198H211ZM35 198V200H33ZM52 198V199H51ZM54 198V199H53ZM74 198H75V200H74ZM77 198V199H76ZM83 198V199H82ZM97 198V199H96ZM109 199V201H108V199ZM130 198H132V199H130ZM148 198V199H147ZM213 198H214V201H213ZM51 199V200H50ZM60 199H61V201H60ZM62 199L64 200V201H62ZM71 199V200H70ZM90 199V200H89ZM100 199V200H99ZM105 199V200H104ZM111 199V200H110ZM147 199V200H146ZM202 199V200H201ZM205 199V200H204ZM53 200V201H52ZM55 200V201H54ZM67 200H69V201H67ZM76 200H79V201H76ZM81 200H83V201H81ZM91 200H92V204H88V201H89V203L91 202ZM96 200V201H95ZM102 200H103V202H102ZM129 202H128V201ZM139 201L138 202V204H140V205H138L137 203H135L134 201ZM144 200V201H143ZM7 201H9V203H10V205H8V202ZM60 201V202H59ZM67 203H66V202ZM76 201V203H74ZM87 201V202H86ZM99 201V202H98ZM106 201H108V202H106ZM111 201V202H110ZM122 201V202H121ZM130 201H132V202H134V203H130ZM148 201V202H147ZM208 202V201H210V202H208L206 205L204 204V202ZM5 202H7V203H5ZM59 202V203H58ZM61 202H63V203H61ZM64 202H65V204H67L68 205V207H66L65 205H64ZM68 202H70L69 204H68ZM80 202V203H79ZM104 202H106V203H104ZM115 202V203H114ZM144 202V203H143ZM94 203V204H93ZM102 203H104V204H102ZM119 203V204H118ZM121 203H124V204H121ZM128 204V205H126V204ZM145 206V208H144V206L141 208V206H142V204ZM147 203H149L148 204V206L147 205H145V204H147ZM7 205V206H3V205ZM15 204H16V206H15ZM44 205H45V203H43ZM42 204V205H43ZM56 204H57V206H56ZM74 204V205H73ZM81 204V205H80ZM86 204V205H85ZM131 204L132 205H138L137 207H134V206H132V207H129V206H131ZM210 204V205H209ZM13 205V206H12ZM18 205V206H17ZM60 205V206H59ZM77 207H76V206ZM81 207H80V206ZM85 205V207H83ZM87 205H90V208L88 209V207L89 206H87ZM92 205H94V206H92ZM97 205H100V206H97ZM104 205V206H103ZM108 205V206H107ZM117 205H119V206H117ZM122 205V206H121ZM135 205V206H136ZM204 207H203V206ZM214 205H216L215 207H214ZM2 206V207H1ZM20 206V207H19ZM52 206H53V208H52ZM64 206V207H63ZM74 208H73V207ZM87 206V207H86ZM128 206V207H127ZM140 206V207H139ZM206 206V207H205ZM209 206H210V208H209ZM4 207V208H3ZM11 207V208H10ZM66 207V208H65ZM80 207V208H79ZM83 207V208H82ZM98 207V208H97ZM102 207V209H100V208ZM104 207H106L105 209H103ZM113 207V208H112ZM133 207H134V209H133ZM1 208H3V209H1ZM16 208V209H15ZM18 208H20L19 210H18ZM56 208V209H55ZM60 208V209H59ZM62 208H64V209H62ZM71 208H73L72 210H71ZM78 208V209H77ZM85 208V209H84ZM109 208H111L110 210H109ZM116 208H117V210H116ZM122 208V209H121ZM126 208H128V209H130L131 211H129L128 209H126ZM132 208V209H131ZM135 208H138V209H143L142 211H141V216H140V214H138L139 215V221L137 220V221H135V222H132V224H131V221L129 222V215L131 214V213H133V212H135L136 210H135ZM153 208V209H152ZM212 208V209H211ZM59 211H58V210ZM70 209V211L68 212V210ZM75 209V210H74ZM121 209V210H120ZM169 209H170V211H169ZM204 209V210H203ZM18 210V212L17 213H15L16 211ZM55 210H57L58 211V213H57V211H55ZM67 210V211H66ZM80 210V211H79ZM83 210V211H82ZM91 211V212H89V211ZM94 210L96 211V212H94ZM99 211V213H98V211ZM102 210H103V212H102ZM107 210H109V211H107ZM114 210H116L115 212L117 213V211H118V214L116 215V213L114 212ZM125 210V211H124ZM126 210H128V211H126ZM152 210H154L153 212H152ZM171 210H172V212H171ZM7 211V212H6ZM61 211V213H59ZM66 212V216H65V212ZM73 211V212H72ZM76 211V212H75ZM78 211H79V214H78ZM82 211V212H81ZM124 211V212H123ZM13 212H14V214H13ZM33 212V213H32ZM52 214H51V213ZM55 212H56V214H55ZM64 212V213H63ZM94 212V213H93ZM106 212H107V214H106ZM113 212V213H112ZM120 212V213H119ZM122 212H123V214H122ZM207 212H209V210L207 211ZM71 213H72V215H71ZM82 213V214H81ZM84 213V214H83ZM90 213V214H89ZM91 213H92V215H91ZM100 215V213H102L100 216L98 215V214ZM113 214V215H109V214ZM164 213V214H163ZM168 213V214H167ZM11 214H12V216H11ZM43 214V215H42ZM60 214V215H59ZM63 214H64V216H63ZM74 214V215H73ZM81 214V215H80ZM122 214V215H121ZM125 214V215H124ZM167 214V215H166ZM38 215H39V217H38ZM46 217H45V216ZM57 215V216H56ZM68 215V216H67ZM80 215V216H79ZM89 215V216H88ZM94 215V217H96V218H94L93 217V221H97L96 223H97V225H96V223L95 222H93V221H91L90 219L92 218V216ZM109 215V216H108ZM119 215H121V216H119ZM174 215V216H173ZM9 216V217H8ZM46 218V219H43L44 217ZM53 216V217H52ZM57 217V220H59V219H67V222H68V225L70 226L71 225V227L75 230H77V231H79L80 233L78 234V232L76 231L75 232V235H81V236H78V237H73V236H70V234H68V235H66V231H64V233H65V235H64V233H63V231L61 230H59V224H55L54 223V221L56 220V218L55 217ZM71 216V217H70ZM82 216V217H81ZM102 216V217H101ZM113 216H116V217H113ZM170 216V217H169ZM18 217V218H17ZM40 217H41V219H40ZM43 217V218H42ZM58 217H60V218H58ZM64 217V218H63ZM70 217V218H69ZM105 217H106V219L107 220H105ZM112 217L113 218H115L114 220H111L112 219ZM10 218V219H9ZM50 218H52V220L50 219ZM55 218V219H54ZM77 218V219H76ZM104 220H103V219ZM110 218V219H109ZM171 218H173V219H171ZM10 221H9V220ZM38 219V220H37ZM50 220V222L52 221L53 223H51V224H49L48 226H47V224L48 223H46V222H49L48 220ZM80 219V220H79ZM81 219H82V221H81ZM117 219V220H116ZM41 220V221H40ZM47 220V221H46ZM76 221L77 220V222L75 223H73V221ZM84 220H86V221H84ZM90 220V221H89ZM98 220H99V222H98ZM104 221V224H103V222L102 221ZM109 220H110V222H112V223H110L109 222ZM185 220V219H184ZM10 223H9V222ZM41 224L42 222V224H43V226H42V224L40 225L38 222ZM79 221H80V223L82 224H80V226H79ZM89 221V222H88ZM32 222V223H31ZM49 222V223H50ZM70 222H72V223H70ZM87 222V223H86ZM101 222H102V224H101ZM108 222V224H106ZM116 222H118V223H116ZM128 222V223H127ZM186 223V225H185V223ZM46 223V225L44 226V224ZM70 223V224H69ZM85 223V224H84ZM111 225H110V224ZM130 224V226H133V227H130L129 225H127V224ZM170 223V224H169ZM189 223V224H188ZM13 224V225H12ZM36 224H38V225H40V226H38V228L36 227ZM89 224V225H88ZM91 224H95V228H94V226L92 227V226H90ZM101 224V225H100ZM106 224V225H105ZM113 224V225H112ZM118 225V226H115V225ZM154 224V225H153ZM220 224V220H218L217 222H216V227H218L219 228V225ZM7 225H9V226H7ZM35 225V226H34ZM51 225H53L52 226V229H51ZM72 225H74V226H72ZM99 225V226H98ZM102 225H105L104 227H102ZM124 225H126V226H124ZM141 225V226H140ZM147 225V226H146ZM175 225V226H174ZM190 225V226H189ZM192 225H193V227H192ZM199 225V226H198ZM3 226H4V228H3ZM7 226V228H6V230L4 231V229H5V227ZM48 228H47V227ZM55 226H57V227H55ZM83 226V227H82ZM86 226H88V227H86ZM101 226V227H100ZM109 227V228H107V227ZM112 226V227H111ZM113 226H114V228H113ZM134 226H135V229H134ZM39 227H40V229H39ZM43 227V228H42ZM50 227V228H49ZM61 227V226H60ZM74 227H76V228H74ZM98 227V229H96ZM106 227V228H105ZM115 227H117V228H115ZM127 229H126V228ZM144 227V228H143ZM153 228V229H150V228ZM30 228L32 229V230H30ZM42 228V229H41ZM45 228H46V230H45ZM54 228V229H53ZM82 229L81 231H80V229ZM86 228V229H85ZM88 228V229H87ZM95 230H94V229ZM105 230L106 229V232L105 231H103L102 232V234H101V230H103V229ZM112 228V229H111ZM119 228V229H118ZM125 230V233H124V231L122 230ZM125 228V229H124ZM130 228H131V231H130ZM146 228H147V230H146ZM169 228V229H168ZM2 229V230H1ZM27 231V232H25V230ZM51 229V231L50 232H52V233H50L49 232V230ZM55 229L58 231H60V233L59 232H57V236H55L56 235V233L54 234L53 233V231L55 232ZM84 229V230H83ZM93 229V230H92ZM132 229H133V232H132ZM139 229V230H138ZM168 229V230H167ZM173 229H174V231H176V232H174L173 231ZM200 229H201V231H200ZM35 230V231H34ZM90 230H92L93 231V235H92V232H91V234L89 233L90 232ZM110 230V231H109ZM111 230L114 232V230H115V232L113 233V232H111ZM117 230L118 231H120V233L118 234L117 233ZM152 230V232H150ZM169 230H172V233H176V234H171L170 232H168ZM2 231H3V234H2ZM33 231V232H32ZM40 231V232H39ZM44 231V232H43ZM48 231V232H47ZM83 231V232H82ZM85 231V232H84ZM99 231V232H98ZM108 231V232H107ZM121 231H123V234L122 235H124V243H125V245L126 244H128L127 246H128V248H127V246L125 247V245L123 244V242L121 243V241H123V239H122V237H119L120 235H121ZM128 231L130 232V234L128 233ZM143 231V232H142ZM163 231H165V233L163 232ZM187 231H191L190 233L189 232H187ZM244 231V233L242 232V234H243V236H241V234H240V236L241 237H232L231 235H229V237H227V240L229 241V243L230 244H228V247L226 246V250L227 251H233L235 254H236V256L238 257V259L236 260V262L238 263V264H247V261L246 260H248V262H250V264L252 263V264H261L262 263V256H261V254H264V247H263V243L264 242H262L263 240H264V237H258V234H255V233H253V238L252 237H246L247 236V232H246V229L245 230H243ZM35 232V233H34ZM61 232H62V234H61ZM81 232H82V234H81ZM86 232H88L87 233V235H86ZM97 232V233H96ZM137 232V233H136ZM139 232H141V234L139 233ZM160 232H162V233H164V234H160ZM168 232V233H167ZM9 233V234H8ZM45 233H47V234H45ZM68 233V232H67ZM85 233V234H84ZM98 233L99 234H101V236L104 234V237L103 238H101V236L99 237V236H97L98 235ZM112 233V234H111ZM115 233H116V235H115ZM134 233V234H133ZM200 233H201V235H200ZM2 234V235H1ZM24 234V235H23ZM26 234V235H25ZM37 234V235H36ZM50 236H49V235ZM53 234V235H52ZM106 234V235H105ZM141 235V236H138V235ZM148 234H150L149 236H147V238H145L146 237V235ZM157 234V235H156ZM160 234V236H158ZM5 235H6V237H5ZM20 235H22V237L24 238H22ZM36 235V236H35ZM41 235V236H40ZM42 235H44L43 237H42ZM46 235V236H45ZM84 235V236H83ZM92 236V237H90V236ZM94 235H96V237L94 236ZM115 237H114V236ZM121 235V236H122ZM126 235V236H125ZM130 237H129V236ZM169 235H171V240H170V236ZM28 236V237H27ZM33 236V239L31 240L30 239V237H32ZM54 238H53V237ZM69 236H70V238H71V242H66L68 245H66L65 246V244L63 243V242H61V241H64V238L66 239H68L69 240ZM138 237L137 239L136 238H132V237ZM144 236V237H143ZM150 236H152L151 238H150ZM153 236H154V238H157V237H160V238H158L159 240H152L153 239ZM156 236V237H155ZM165 236V239L164 238H162L161 239V237H164ZM166 236H168V237H166ZM176 236V237H175ZM231 236V237H230ZM34 237H35V239H34ZM44 237H45V239H44ZM48 237V238H47ZM50 237V238H49ZM53 238V240H52V238ZM57 237H60V238H57ZM64 237V238H63ZM73 237V238H72ZM83 237H85V238H83ZM87 237H88V242H86V240H87ZM110 237L111 238H113V239H110ZM126 237V238H125ZM141 237V238H140ZM142 237H143V241H140L139 239H142ZM179 237V239L181 240H179V239H177ZM192 237L194 238H196V237H198V238H196L198 241H199V239H200V241H199V244H200V246H196L195 244L197 243V241H196V239L194 238V240H195V242H194V240L192 239ZM201 237V238H200ZM4 238V239H3ZM39 239L41 242H43L42 244L41 243H39V242H35L36 241V239ZM92 238H95V239H92ZM101 238V239H100ZM108 238V239H107ZM118 238V239H117ZM128 238V239H127ZM144 238L146 239L145 240V243H144ZM169 238V239H168ZM248 238V240L246 241L245 239H247ZM251 238V239H250ZM261 238H262V240H261ZM29 239V240H28ZM43 239V240H42ZM47 239V240H46ZM48 239L50 240V242L48 241ZM57 239H58V242H59V244H58V242H57ZM66 239V241H68ZM73 239V240H72ZM74 239H77L78 240V242L81 244V245H83L84 243H82V242H85V245H83V248H80V247H82L81 245H79V243H77L76 244V241L77 240H74ZM83 239H86V240H83ZM120 239V240H119ZM122 239V240H121ZM133 239L135 240V242H133ZM234 239H241L243 242H241V243H243V244H241V243H239V244H234L233 243V240ZM28 240V241H27ZM31 240V241H30ZM55 240V241H54ZM113 240V241H112ZM119 240V241H118ZM132 240V241H131ZM140 242H139V241ZM175 240H177L176 242H175ZM193 240V241H192ZM251 240H253V241H251ZM53 241V242H52ZM75 241V242H74ZM94 241H96L97 243H95ZM107 241V242H106ZM138 241V242H137ZM153 241H154V243H153ZM174 241V242H173ZM187 241V242H186ZM205 241V242H204ZM252 242V243H250V242ZM26 242H28V244L26 243ZM34 242V243H33ZM46 242V243H45ZM49 242V243H48ZM65 242V241H64ZM75 243L76 245H72V243ZM99 242V243H98ZM105 242V243H104ZM113 242V243H112ZM158 242V243H157ZM177 242H178V244H177ZM250 243V245H249V243ZM260 242V245L258 244ZM48 243V244H47ZM60 243H62V244H64V247H63V245L61 244V246H59V248L57 247L58 245H60ZM89 243H92V244H89ZM93 243H94V245H93ZM101 243H102V246H101ZM109 243H110V245H109ZM118 245H117V244ZM131 243L133 244V245H131ZM142 243V244H141ZM148 243V244H147ZM150 243V244H149ZM162 243V244H161ZM164 243V244H163ZM173 243H175V244H172ZM202 243V244H201ZM205 245H204V244ZM33 244H35V245H33ZM39 244V245H38ZM51 244V245H50ZM69 244H71L72 246H73V248H74V246H75V249H73L72 248V246L71 245H69ZM88 246H87V245ZM107 244V245H106ZM113 244V245H112ZM116 244V245H115ZM123 244V245H122ZM137 244H139V245H137ZM147 244V245H146ZM159 244V245H158ZM170 244V245H169ZM177 244V245H176ZM191 246H190V245ZM194 244V245H193ZM241 244V245H240ZM78 245V246H77ZM90 245V246H89ZM112 245V246H111ZM122 245V246H121ZM136 245V246H135ZM141 245H143V247H141ZM149 245V246H148ZM152 245H153V247H152ZM156 245H158V246H156ZM170 247H169V246ZM202 245V246H201ZM204 245V246H203ZM245 245H249V247L248 246H244ZM251 245H253V246H251ZM259 245V246H258ZM31 246V247H30ZM34 247V249H35V251H33L32 250V248ZM38 246V247H37ZM67 246H68V249H69V251L68 252H66L67 251ZM76 246H77V248H76ZM108 246H109V249H108ZM134 246V247H133ZM145 246V247H144ZM148 246V247H147ZM166 246H168L167 248H166ZM175 246H178V247H175ZM180 246V247H179ZM183 246V247H182ZM241 246V247H240ZM260 246H262V247H260ZM37 248V250H36V248ZM86 247V248H85ZM89 247V248H88ZM94 247H96V249H94ZM105 247H107V248H105ZM111 247V248H110ZM114 247V248H113ZM132 247V248H131ZM138 247V248H137ZM38 248H39V250H38ZM57 248V249H56ZM62 248V249H61ZM64 248V249H63ZM89 250H88V249ZM105 248V249H104ZM115 248H117V249H115ZM123 248H125L124 250H122ZM133 248H136L135 250H132ZM141 248V249H140ZM162 248V250H160ZM165 248L166 249H168V250H165ZM172 248H175V250H172ZM196 248H197V250H196ZM203 249V250H205V251H202V250H200V249ZM263 249V250H261V249ZM61 249V250H60ZM72 249H73V251L74 252H76L78 255H80V257H78V258H76V256H78L76 253H74L73 251H72ZM77 249V250H76ZM81 249V250H80ZM87 249V250H86ZM92 249V250H91ZM113 251H112V250ZM115 249V250H114ZM128 249V250H127ZM193 249V251H196L197 253H198V255H197V253H195L193 256H194V258L192 257V256H188L189 255V252L191 251ZM239 249V250H238ZM242 249H244L246 252H240V251H242ZM260 249V250H259ZM27 250V252H26V255L25 256H23L22 258H20V262L21 263H25V261H26V263H28V264H34V261H35V255H37V253H35V255L33 256V254L30 252L29 253V251ZM65 250V251H64ZM80 252H79V251ZM104 250V251H103ZM106 250H108V251H106ZM127 250V251H126ZM131 250H132V252H131ZM151 250V251H150ZM172 250V251H171ZM249 250H250V252H249ZM57 251H58V253H59V255H58V253H57ZM60 251V252H59ZM62 251L64 252V253H62ZM72 251V252H71ZM89 251V252H88ZM106 251V252H105ZM112 253H110V252ZM115 251V252H114ZM120 252V253H117V252ZM128 252V254L126 255L124 252ZM135 251L137 252V251H139V252H137V254H141L140 256H137V254L135 253ZM171 251V252H170ZM187 251V252H186ZM199 251H202V253H199ZM80 254H79V253ZM87 252V253H86ZM98 252H102V253H98ZM130 252V253H129ZM169 252V253H168ZM185 254H184V253ZM204 252V253H203ZM240 252V253H239ZM255 252V253H254ZM262 252V253H261ZM75 254L74 256H73V254ZM84 253V255H82ZM109 255H107V254ZM132 253V254H131ZM145 253V254H144ZM156 254V255H154L153 256V254ZM165 253H166V256H165ZM176 255H175V254ZM28 254V255H27ZM30 254V255H29ZM66 254H68V255H66ZM70 254H72L71 255V257H69L70 256ZM86 254H88V255H86ZM90 254V255H89ZM114 254V255H113ZM134 254H135V257H134ZM148 254V255H147ZM159 256H158V255ZM183 254V255H182ZM206 255V257H205V255ZM254 254V255H253ZM32 255V256H31ZM55 255H57V256H55ZM99 255V256H98ZM100 255L103 257H100ZM112 255V256H111ZM118 255L119 256H121V257H118ZM129 255H131V256H129ZM151 255V256H150ZM180 255V256H179ZM185 255H186V257H185ZM201 257H200V256ZM244 255V257H242ZM248 255V256H247ZM253 257H252V256ZM26 256H27V258H26ZM30 256V257H29ZM65 256H68V257H65ZM87 256V257H86ZM105 256H106V258L107 259H104L105 258ZM127 256V257H126ZM171 256H173V257H171ZM176 258H175V257ZM182 256H183V258H182ZM259 257L258 259H256V261H255V257ZM24 257H25V259H24ZM75 257V258H74ZM96 257V258H95ZM98 257V258H97ZM109 257H111L110 259H108ZM136 257H137V259H136ZM196 257V258H195ZM240 257H242V258H240ZM261 257V258H260ZM32 258V259H31ZM59 258L61 259V261H63V258H65L64 260V262H62L61 263V261H59ZM67 258V259H66ZM69 258V259H68ZM100 258V259H99ZM112 258H114V260L112 259ZM130 258V259H129ZM133 258V259H132ZM135 258V259H134ZM151 258V259H150ZM170 259V260H168V259ZM174 258H175V260H174ZM183 260H182V259ZM191 260H190V259ZM203 258V259H202ZM247 258V259H246ZM54 259H55V261L56 260H58L57 262H55L54 261ZM93 259H94V262H93ZM173 259V260H172ZM188 259V260H187ZM192 259H196V262L194 261V260H192ZM246 259V260H245ZM43 260H45V259H43ZM69 260V261H68ZM99 260V261H98ZM100 260H103V261H101L100 262ZM105 260H108V263L105 261ZM126 260V262L124 263L123 261H125ZM127 260H129V261H127ZM136 260V261H135ZM166 260H168V261H166ZM172 260V261H171ZM199 262H198V261ZM204 260V261H203ZM22 261H24V262H22ZM79 261V262H78ZM148 261V262H147ZM169 261H171V262H169ZM175 261V262H174ZM258 261V262H257ZM44 262L45 261H39L38 262V264H44ZM52 262H50L49 264H52ZM89 262H92V263H89ZM133 262V263H132ZM138 262V263H137ZM169 262V263H168ZM183 262L182 263H179V264H183ZM198 262V263H197ZM244 262V263H243ZM253 262H255V263H253ZM48 263V262H47ZM47 263H45V264H47ZM145 263V264H146ZM209 264V263H208ZM249 264V263H248Z\"/></svg>",
    "mask_w": 264,
    "mask_h": 264
},
{
    "label": "bare ground",
    "instance_id": "bare-ground-1",
    "mask_svg": "<svg viewBox=\"0 0 264 264\" xmlns=\"http://www.w3.org/2000/svg\"><path fill=\"white\" fill-rule=\"evenodd\" d=\"M9 1H11V0H9ZM8 1V2H9ZM15 1H16V3H17V6L18 7H16V8H18V10H19V13H18V11H17V14H19L18 16H19V18L20 19H22V20H24V19H26V20H24V21H22V22H26L27 21V19H28V21L32 24V25H34L35 27H36V30H35V32L36 31H38V33L40 34V35H43L44 37H46V39L48 40L49 39V41L50 40H53V41H55V43H57L58 42V38L57 37H59V35L58 34H56L54 31H52V30H49L48 29V27L46 26V25H41L40 24V22L41 21H43L44 22V20H46L47 22L49 21V20H47L48 19V15H50L51 16V14H48L47 16L44 14V13H42V12H38V11H36V10H33L34 8H32V7H30V8H26V6H25V4H23L24 3V1L23 0H14V1H12V2H14V4L16 5V3H15ZM38 1H40V0H38ZM44 1H46V0H44ZM44 1H40V2H44ZM49 1H51V2H49ZM48 2L49 3H52V1L53 0H49ZM72 1H74V0H72ZM79 1V0H78ZM81 1V0H80ZM108 0H106V1H101V2H96L95 0H83V3H82V8H81V10H78V12L80 11L82 14L83 13H85L86 14V16H91V15H94L95 14V11L97 10V9H99L100 10V13H102L103 15H105V13H108V12H106L108 9V7H109V4H111V3H109L108 4V2H107ZM112 1H114V0H112ZM118 1V0H117ZM147 1V0H146ZM160 1V0H159ZM163 1V0H162ZM12 2H10V4L12 3ZM27 2V1H26ZM40 2L38 3V4H40ZM47 2V3H48ZM57 2V1H56ZM55 2V3H56ZM66 2V1H65ZM69 2V1H68ZM75 2V1H74ZM82 2V1H81ZM127 2V1H126ZM125 2V3H126ZM157 2V1H156ZM45 3V2H44ZM54 3V2H53ZM123 3V2H122ZM146 3V2H145ZM8 4V3H7ZM70 3H68V5H69ZM72 4V3H71ZM78 4V3H77ZM113 4V3H112ZM116 4V3H115ZM12 5H13V3H12ZM41 5V4H40ZM45 5H46V3H45ZM49 5V4H48ZM48 5H46V6H48ZM54 5V4H53ZM52 5V6H53ZM57 6H59L58 4H56ZM74 5V4H73ZM114 5V4H113ZM125 5V4H124ZM147 5V4H146ZM145 5V6H146ZM157 5V4H156ZM161 5V4H160ZM7 5H6V3H4V1L3 0H0V23L1 22H7V21H5V20H3V14H6V12H10L11 10V8L9 9V7L11 6H9V4H8V8L6 7ZM30 6H31V4H30ZM70 6H72V5H70ZM75 6V5H74ZM79 6V5H78ZM115 6V5H114ZM114 6H113V8H114ZM148 6V5H147ZM165 7L164 8H162L161 10H162V12L165 14V17L161 14V15H157V20H158V22L160 21L161 22V24H164V22H166L165 24H168V21H169V24L170 23H172V19H174L175 20V12L177 11V10H179V12H180V21H181V25L179 26L180 27V32H182L183 31V33L185 34V32L188 34V31H190L191 32V29L192 28H196L197 29V32L199 31V34H200V31H201V34H203L202 33V31H204V30H206V29H204V28H206L207 26H208V24L206 25V23H205V19H207V18H205V16H206V14L207 15H210V14H208V13H213V14H215L214 12H216V13H218L217 11L218 10H220V9H222L223 11H225L227 14H229L230 15V20H229V25H227L228 27H226L227 29H226V32H224V33H222L224 36H225V40H226V37L229 39V41H231L232 43L233 42H239L240 44H246L247 46H245V47H243V46H239V48H238V50L240 51V54H243V57H242V59H240L239 61H235V60H228L227 62H225V61H223L222 60V58H219V59H221V61L218 63V64H216V66L217 67H215V65H214V67L216 68V72H217V75H218V77L220 78V81L222 80L223 82H221V83H224V85L227 87V88H231V89H233V90H235L236 92H239V91H248L249 90V92H252V95H254V96H252V97H257V96H264V29H263V31L261 30V31H259L258 29H257V36H256V39H254L253 40V36H251L252 34H251V32H250V29L251 28H254L252 25H251V23H249L250 25H248V23L247 24H245V22L244 21H246V20H244L243 21V16L245 17V16H247V15H250L249 13H252V14H256L257 12L259 13V15H264V0H165V5H164ZM14 7V6H13ZM49 7V6H48ZM50 7H51V5H50ZM55 7V6H54ZM53 7V8H54ZM118 7H119V5H118ZM120 7L122 8V6L120 5ZM157 7V6H156ZM32 8V9H31ZM52 8V9H53ZM74 8V7H73ZM78 8V7H77ZM112 8V9H113ZM125 8V7H124ZM158 8V7H157ZM6 9H9L8 11H5ZM48 9V8H47ZM51 9V10H52ZM56 9V8H55ZM117 9V8H116ZM148 9H149V7H148ZM152 9H153V6H152ZM155 9V8H154ZM12 10H13V8H12ZM17 10V9H16ZM16 10H14V12L16 11ZM58 10V9H57ZM67 10V9H66ZM114 10V9H113ZM149 10H151V9H149ZM149 10H147V11H149ZM5 11V13H3ZM41 11V10H40ZM70 11V10H69ZM68 11V12H69ZM72 11V10H71ZM76 11V10H75ZM115 11V10H114ZM153 11H155V10H153ZM8 12V13H9ZM13 12V11H12ZM11 12V13H12ZM67 12V11H66ZM67 12V13H68ZM60 13H63V12H60ZM70 13H72V12H70ZM73 13H77V11L76 12H73ZM112 13V12H111ZM157 13H159V12H157ZM223 13V12H222ZM13 14V13H12ZM74 14V15H75ZM77 14H79V13H77ZM82 14H79L80 15V17H81V15ZM85 14H84V16H85ZM152 14H154V16H155V13L153 12ZM224 14V13H223ZM7 16H8V14H6ZM56 15V14H55ZM64 15H66V13H64ZM98 15H99V13H98ZM229 15H226V16H229ZM5 16V15H4ZM17 16V17H18ZM49 16V17H50ZM73 16V15H72ZM76 16V15H75ZM100 16V15H99ZM99 16H98V18H99ZM175 16V17H174ZM222 16V15H221ZM223 16H225V14L223 15ZM253 16V15H252ZM16 17V18H17ZM52 17V16H51ZM50 17V18H51ZM68 17H69V14H68ZM67 17V18H68ZM105 17H107V14H106V16ZM111 17H112V15H111ZM146 17V16H145ZM152 17V16H151ZM150 17V18H151ZM209 17V16H208ZM211 17V16H210ZM215 17V16H214ZM261 17V16H260ZM69 18H73V17H69ZM76 18H78V16L76 17ZM84 18V17H83ZM87 18V17H86ZM115 18V17H114ZM147 18V17H146ZM213 18V17H212ZM211 18V19H212ZM218 18V17H217ZM224 18V17H223ZM226 18V17H225ZM263 18V17H262ZM6 19V18H5ZM18 19V18H17ZM16 19V20H17ZM57 19L58 18H56L55 20H56V22H58L59 23V21H57ZM74 19V18H73ZM79 19V18H78ZM82 19V18H81ZM80 19V20H81ZM85 19V18H84ZM88 19H90V18H88ZM93 19V18H92ZM100 19H102L101 17H100ZM220 19V18H219ZM245 19V18H244ZM11 19H9L8 21H10ZM19 20V19H18ZM17 20V21H18ZM147 20V23H149L148 22V19H146ZM153 20V19H152ZM173 20V21H174ZM208 20H210V19H208ZM213 20V19H212ZM215 20V19H214ZM217 20V19H216ZM222 20V19H221ZM250 19H248V21H249ZM253 19H251V21H252ZM256 20V19H255ZM90 21V20H89ZM98 21V20H97ZM102 22L104 21L103 19L101 20ZM128 21V20H127ZM179 21V22H180ZM218 21H220V20H218ZM46 22V23H47ZM50 22L52 23V22H54V21H52V19L50 20ZM78 22L80 23V21L78 20ZM96 22V21H95ZM99 22V21H98ZM106 22H107V20H106ZM152 22H154V21H152ZM157 22V23H158ZM210 22V21H209ZM223 21H221V23H222ZM256 22V21H255ZM264 22V21H263ZM19 23H20V21H19ZM23 23V24H24ZM29 23V24H30ZM49 23V22H48ZM87 23V22H86ZM85 23V24H86ZM130 24H131V22H129ZM141 23H145V25H143L142 27H141V25H140V29L134 34V35H132V37H131V42L134 44V45H136V46H138L139 47V49L141 50V52H142V54L143 53H145L146 51H147V49H149L148 47H149V45L154 41V40H157L156 42H158L159 40H161V39H165V38H162L164 35L162 34V32H161V34H158V33H156L157 31H155L154 30V27H152V25H151V23H149V24H147L146 22H141ZM140 23V24H141ZM157 23H156V25H157ZM257 23H259V22H257ZM262 23V22H261ZM3 24H7V23H3ZM2 23H1V25H3ZM21 24V23H20ZM31 24L29 25V27L31 26ZM90 24H92L91 22H90ZM96 24V23H95ZM103 24H105V23H103ZM107 24H108V22H107ZM110 24V23H109ZM108 24V25H109ZM130 24H129V26H130ZM136 24V23H135ZM220 24V23H219ZM222 24H224V23H222ZM253 24V23H252ZM264 24V23H263ZM0 25V26H1ZM26 26H27V24H25ZM107 25V26H108ZM132 25V24H131ZM171 26L173 25V23L172 24H170ZM176 25V24H175ZM206 25V26H205ZM218 25V24H217ZM256 25V24H255ZM254 25V26H255ZM8 26H11V24L9 23L7 26H6V28L8 27ZM77 26V25H76ZM86 26V25H85ZM89 25H87V27H88ZM106 26V27H107ZM113 26V25H112ZM136 26V25H135ZM160 26V25H159ZM170 26V27H171ZM174 26V25H173ZM216 26V25H215ZM214 26V27H215ZM78 27V26H77ZM82 27V26H81ZM93 27V26H92ZM92 27H91V29H92ZM98 27V26H97ZM101 27H102V25H101ZM103 27H105L104 25H103ZM137 27H139V26H137ZM167 26L165 25V28H166ZM211 27H212V25H211ZM263 27V26H262ZM14 28V27H13ZM93 28H95V27H93ZM99 28V27H98ZM109 28V27H108ZM117 28V27H116ZM130 28V27H129ZM132 28V27H131ZM162 28V27H161ZM178 28V27H177ZM210 28V27H209ZM222 28V27H221ZM259 28H261V27H259ZM0 29H3V28H0ZM5 29V28H4ZM16 29V28H15ZM83 29V28H82ZM88 29H89V31H90V26L88 27ZM100 29V28H99ZM106 30V28H103V30ZM112 29H113V27H112ZM114 29H115V27H114ZM162 29H164V28H162ZM170 29V28H169ZM213 29V28H212ZM212 29L210 30V32L212 31ZM16 30H18V29H16ZM93 30V29H92ZM91 30V31H92ZM102 29H100V31H101ZM132 30V29H131ZM178 30H179V28H178ZM209 30V29H208ZM216 30V29H215ZM219 30V29H218ZM217 30V31H218ZM222 30V29H221ZM254 30H256V29H254ZM253 30V31H254ZM4 31H6V30H4ZM33 31V30H32ZM90 31V32H91ZM94 31V30H93ZM92 31V32H93ZM97 30H95L94 32H96ZM108 31V30H107ZM113 31V30H112ZM111 31V32H112ZM115 31V30H114ZM125 31V30H124ZM133 31H134V28H133ZM164 31V30H163ZM169 31V30H168ZM252 31V30H251ZM24 32V31H23ZM80 32V31H79ZM109 32V31H108ZM107 32V33H108ZM174 32V31H173ZM175 32H177V31H175ZM174 32V34H176ZM189 32V33H190ZM204 32H206V31H204ZM209 32V31H208ZM213 32V31H212ZM256 32V31H255ZM5 33V32H4ZM8 33V32H7ZM19 33V32H18ZM34 33V32H33ZM37 33V32H36ZM67 33V32H66ZM102 33H105L104 31L102 32ZM114 33V32H113ZM125 33V32H124ZM131 33V32H130ZM193 33V32H192ZM192 33H190V34H192ZM219 33H221V32H219ZM254 33V32H253ZM15 34V33H14ZM20 34V33H19ZM21 34H25V33H21ZM115 34V33H114ZM178 35H179V33H177ZM195 34V33H194ZM200 34V35H201ZM212 34H214V33H212ZM251 34V35H250ZM1 35V34H0ZM17 35V34H16ZM26 35V34H25ZM84 35V34H83ZM87 34H85V36H86ZM103 35V34H102ZM106 35V34H105ZM120 35V34H119ZM127 35V34H126ZM125 35V36H126ZM167 35V34H166ZM177 35V36H178ZM181 36H179V40L178 41H181L182 42V40H184L185 41V39H186V41H187V38H185L184 36H182L183 34H180ZM197 35V34H196ZM195 35V36H196ZM204 36H206L205 35V33L203 34ZM203 35H201V36H203ZM215 35V34H214ZM221 35V34H220ZM222 35V36H223ZM3 36V38H4V35H2ZM14 36V35H13ZM68 36H69V32H68ZM71 36V35H70ZM96 36H97V33H96ZM95 36V34H89V36H86L85 38H84V36L82 37V38H84V40L85 41H83V43L81 42V44H80V46L78 45V49H77V53H79L78 55L80 56V58L82 57V60H88V58H90V57H88L89 55V52L91 51V49L90 48H92L93 46L95 47V45H93V42L95 41V38L97 39V37ZM100 36V35H99ZM114 36H116V35H114ZM113 36V37H114ZM174 37H176V35H173ZM173 36H172V40H173ZM189 36H191V35H189ZM194 35H192L191 37L192 38H194L195 37ZM198 36V35H197ZM196 36V37H197ZM201 36H199V37H197V38H199V40L198 41H200V37ZM203 36V37H204ZM212 36V35H211ZM216 36V35H215ZM1 37V36H0ZM9 38L11 37V35L10 36H8ZM27 37H28V35H27ZM31 37V36H30ZM76 37V36H75ZM102 37V36H101ZM100 37V38H101ZM202 37V38H203ZM6 38V37H5ZM34 38V37H33ZM80 38V37H79ZM81 38V39H82ZM103 38H106V36L104 37V35H103ZM103 38H101V39H103ZM190 38V37H189ZM201 38V39H202ZM206 38V37H205ZM216 38H217V36H216ZM220 38V37H219ZM222 38V37H221ZM224 38V37H223ZM35 39V38H34ZM61 39V38H60ZM73 39H74V36H73ZM101 39L99 40V41H101ZM108 39V38H107ZM129 39V38H128ZM167 39L168 38H166V41H167ZM175 39V38H174ZM177 39H178V37H176V41H177ZM215 39V38H214ZM228 39H227V41H228ZM4 40V41H3ZM3 40H0V73H1V76H0V83L1 84H3V86H5L6 85V83H5V85H4V82L5 81H7V80H9V82L10 81H12L14 84H15V86H16V88H17V90L19 91V94H18V98H16L17 99V102H15L16 104H12L13 102H11V101H7V100H5V99H2L1 100V102H2V104H5L6 105V107H7V109H8V111L10 110L9 108H12L13 106H16L17 108L16 109H13V111L12 112H8L7 111V113H3L2 111L5 109H2L1 111H0V134H2V129H3V125L7 122V120H11V121H13V122H15L16 124L18 123V125L21 127H25L27 124H26V122H27V119L29 118V116H31L32 115V112H33V109L31 108V106H32V104H31V106L29 107L28 105H30V104H27V103H30V102H28L30 99H28V98H30V96H33L36 100L37 99H41L40 101L42 102L41 104H43L44 102V100L45 101H53L54 103H56L57 105V107L59 108V107H61V105H59L60 104V100L61 99H63V98H65V96H66V94H65V92H66V90L69 88V94L66 96V98H65V100H66V103L69 105V109H71V106H72V104H73V102H75L76 100H79L80 101V103H82L81 102V100L83 101V99H85L86 98V100H88V99H90L89 98V96H90V94L94 91V93H96L95 91H97L98 92V90H97V87H96V85H95V82H94V78L92 77V74H85V75H81V76H83V77H81V78H78V77H73V76H69V71H71L73 68H70L68 65H66V66H60L59 67V65H58V67L60 68L59 70H60V72L58 73V74H56V75H52L53 77L54 76H56V77H54V78H52V77H50L49 76V74L48 73H50V72H48V71H51V70H46V69H43V70H40L38 73H34V71H33V74L32 75H30L27 79H24L23 78V76H16L17 75V73L19 74V72H17L16 70V62L18 61V57H19V55H18V52H17V50L18 49H15V47H13V45H10V44H5L4 42H6L7 40L6 39H3ZM6 40V41H5ZM33 40V39H32ZM36 40V39H35ZM39 40V39H38ZM56 40H57V42H56ZM71 39H69V41H70ZM80 40V39H79ZM83 40V39H82ZM106 40V39H105ZM104 40V41H105ZM109 40H111V38H109ZM120 40V39H119ZM118 40V41H119ZM127 40V39H126ZM162 40V41H163ZM168 40H170V39H168ZM193 41H194V39H192ZM202 40H204V39H202ZM207 40H208V38H207ZM216 40V39H215ZM219 40V39H218ZM222 40V39H221ZM41 41V40H40ZM103 41V42H104ZM116 41V40H115ZM122 41V40H121ZM128 41V40H127ZM126 41V42H127ZM165 41V42H166ZM185 41V42H186ZM197 41V40H196ZM196 41H195V43H196ZM197 41V42H198ZM210 41H211V39H210ZM210 41H203L201 44H202V46L203 47H206V48H208V51L209 50H211L212 49V51H213V49L215 48H211V46H213V45H211V43L209 44V42ZM42 42H44V41H42ZM77 42V41H76ZM80 42V41H79ZM78 42V43H79ZM102 42V43H103ZM111 42H113V41H111ZM164 42V43H165ZM185 42H184V44H185ZM213 42V41H212ZM219 42V41H218ZM226 42V41H225ZM256 43L257 44V46L259 47L258 49H255V48H253L252 47V45H255V44H253V43ZM7 43V42H6ZM30 43V42H29ZM47 43V42H46ZM108 43V42H107ZM106 43V44H107ZM123 43H124V41H123ZM123 43H122V45H123ZM131 43V44H132ZM168 43V42H167ZM166 43V44H167ZM183 43V42H182ZM181 43V44H182ZM187 44L186 45H183V46H180V47H176V48H173L172 46H169V48L168 47H166L167 48V52H165V54L163 55V53H162V55H160L159 56V53H157V51L158 50H156V53H157V55H156V59H157V66H156V68H155V70H154V75L151 77V79H149V76H148V78H146V77H144V78H146V80L145 81H147V79H149L148 81H147V83H148V85H146L148 88H151V86H153L154 84L153 83H155L156 82V84L159 82V83H162L161 81H163V83L165 84V86L164 87H166V88H170V87H175V89L177 88H180V87H185V83L184 82H186L187 81V79H188V77L190 76V75H192L191 74V72H192V69H191V67L192 66H194V65H196V64H198V62L197 61H202L203 62V60H202V58H201V56H200V54H199V51H198V49H197V46L192 42V43H189L188 44V42H186ZM199 43V42H198ZM216 43V42H215ZM220 43V42H219ZM222 43V42H221ZM31 44V43H30ZM58 44H60V43H58ZM62 44V43H61ZM65 44V43H64ZM96 44V43H95ZM110 44V43H109ZM119 44V43H118ZM154 44H157V43H154ZM177 44V42L175 43V45ZM179 44V43H178ZM214 44V43H213ZM218 44V43H217ZM28 45V44H27ZM48 45H50V44H48ZM66 45V46H65ZM64 45V47H67V43ZM93 45V46H92ZM99 45L100 44H98V46L97 47H99ZM128 45V44H127ZM126 45V46H127ZM161 46H162V44H160ZM159 45V46H160ZM170 45H171V43H170ZM211 45V46H210ZM215 45V44H214ZM225 45V44H224ZM232 45V44H231ZM53 46V45H52ZM62 47H60V48H64L63 47V45H61ZM92 46V47H91ZM101 46V45H100ZM160 46V47H161ZM217 47H219L218 45H216ZM225 46H228V45H225ZM236 46H237V44H236ZM55 47H57V46H55ZM93 47V48H94ZM135 47V46H134ZM152 47H153V43H152ZM152 47H150V48H152ZM154 47H155V45H154ZM164 47V46H163ZM221 47V46H220ZM59 48V49H60ZM69 48V47H68ZM96 48V47H95ZM101 48V47H100ZM100 48H98V49H96V50H98V51H100L99 49ZM131 48V47H130ZM157 48V47H156ZM159 48V47H158ZM165 48V47H164ZM165 48V49H166ZM206 48H203V49H206ZM227 48V47H226ZM53 49V48H52ZM56 49V48H55ZM55 49H53V51L55 50ZM134 49V48H133ZM138 49V48H137ZM161 49V48H160ZM201 49V48H200ZM203 49H201V50H203ZM221 49V48H220ZM228 49H230L229 48V46H228V48H227V50ZM56 50H58V49H56ZM55 50V51H56ZM64 50V49H63ZM69 50V49H68ZM122 50V48L121 47H119V45L117 46V44L115 45H113V44H110L109 46L108 45H105V46H103V52L105 53L106 51H108V53L109 52H111V54H110V58H109V63L106 65V66H108V69H109V71H111L113 74H115V75H121V74H124L123 72L126 70V69H128V68H126L125 70H123V68H124V66H128V65H131V66H133L134 68H135V71L134 72H143L144 71V68L145 67H142V65L141 64H138V66H137V63H136V61H139L140 60V56H139V60H137V58H138V56L136 55V54H133V53H130V54H126V53H122L121 54V51ZM124 51H125V49H123ZM152 50H153V48H152ZM155 50V49H154ZM219 50V49H218ZM226 50V49H225ZM238 50H237V52H238ZM127 51V50H126ZM125 51V52H126ZM206 51H207V49H206ZM216 51V50H215ZM224 51V50H223ZM222 51V52H223ZM230 51V50H229ZM231 51H233V50H231ZM58 52V51H57ZM56 52V53H57ZM60 52V51H59ZM68 52V51H67ZM92 52V51H91ZM102 52V53H103ZM128 52V51H127ZM130 52V51H129ZM140 52V51H139ZM149 52V51H148ZM203 52V51H202ZM210 52V51H209ZM219 52V51H218ZM226 52V51H225ZM56 53H54V54H51V55H46V57H47V59H46V63L48 64L49 63V65H50V63H51V61H52V59L53 60H55L54 59V57L56 56H58V53L56 54ZM73 53V52H72ZM94 53H96V52H94L93 51V54ZM100 53V52H99ZM135 53V52H134ZM210 53H212V52H210ZM224 53V52H223ZM227 54H228V51L226 52ZM56 54V55H55ZM67 54V53H66ZM98 54V53H97ZM96 54V55H97ZM101 54V53H100ZM125 54V55H124ZM142 54H141V57H143L142 56ZM153 54V53H152ZM209 53L207 52V55H208ZM214 54V53H213ZM212 54V55H213ZM217 54H219V53H217ZM226 54V55H227ZM27 55V54H26ZM70 55V54H69ZM72 55V54H71ZM78 55H77V57H78ZM99 55V54H98ZM105 55H106V53H105ZM139 55H140V53H139ZM209 55H211V54H209ZM214 55H216V53L214 54ZM228 55H230V53L228 54ZM232 55V54H231ZM21 56V55H20ZM102 56H104V54L102 55ZM101 56V57H102ZM144 56H145V54H144ZM149 56V55H148ZM152 56V55H151ZM205 56H206V54H205ZM222 57V55H217V57ZM225 56V55H224ZM26 57V56H25ZM93 57H94V55H93ZM208 57V56H207ZM211 57V56H210ZM209 57V58H210ZM213 57V56H212ZM216 57V56H215ZM215 57H213V58H215ZM215 58V59H218V58ZM229 57H232V56H229ZM237 57V56H236ZM236 57H235V59H236ZM27 58V57H26ZM59 58H60V56H59ZM65 58H67L66 56H65ZM74 58V57H73ZM76 58V57H75ZM98 58V57H97ZM102 58H105V57H102ZM101 58V59H102ZM107 58V57H106ZM145 58V57H144ZM212 58V59H213ZM30 59V58H29ZM78 59V58H77ZM96 59V58H95ZM150 59V58H149ZM208 59V58H207ZM206 59V60H207ZM211 59V58H210ZM226 59H230V58H226ZM233 59V58H232ZM20 60V64H21V59H19ZM40 60V59H39ZM41 60H43V59H41ZM40 60V61H41ZM58 60V59H57ZM60 60H61V58H60ZM59 60V61H60ZM73 61H74V59H72ZM71 60V61H72ZM97 60V59H96ZM96 60H94V61H96ZM142 60H143V58H142ZM39 61V62H40ZM77 61H79V60H77ZM77 61L75 62V65H76V63H77ZM147 61V60H146ZM155 61V60H154ZM210 61V60H209ZM212 61H214V59L212 60ZM43 61H41L40 62V64L42 63ZM54 62V61H53ZM85 61H83V62H81L80 64H83ZM88 62H89V60H88ZM91 62V61H90ZM99 62V61H98ZM102 63H103V61H101ZM143 62H144V60H143ZM217 61H215V62H213V63H216ZM31 63V62H30ZM86 63V62H85ZM107 63V62H106ZM156 63V62H155ZM208 63V62H207ZM206 63V64H207ZM31 64H34V62L33 63H31ZM70 64V63H69ZM93 64H95V62L93 63ZM99 64V63H98ZM203 64H205V62L203 63ZM202 64V65H203ZM19 65V64H18ZM42 65H44V63H42ZM48 65V66H49ZM61 65V64H60ZM63 65H64V63H63ZM84 65V64H83ZM86 65V64H85ZM97 65V64H96ZM103 66H104V64H102ZM146 65V64H145ZM208 65V64H207ZM30 66V65H29ZM45 66V65H44ZM68 66V67H67ZM72 66V65H71ZM87 66V65H86ZM90 66V65H89ZM148 66V65H147ZM198 67H199V64L197 65ZM46 68H47V66H45ZM44 67V68H45ZM80 67V66H79ZM105 67V66H104ZM204 67H206V66H204ZM210 67V66H209ZM208 67V68H209ZM27 68V67H26ZM70 68V69H69ZM196 68V67H195ZM194 68V69H195ZM23 69V68H22ZM22 69H21V71H22ZM48 69H50V67L48 68ZM75 69V68H74ZM83 69V68H82ZM89 69V68H88ZM91 69H93V67L91 68ZM101 69V68H100ZM190 69H191V71H190ZM201 69H202V66H201ZM26 70V69H25ZM30 70H31V68L29 69V70H26V71H29L30 72ZM106 70V69H105ZM133 70V69H132ZM131 70V71H132ZM151 70V69H150ZM196 70H197V68H196ZM205 70V69H204ZM206 70H207V68H206ZM206 70H205V73H204V75L206 74V73H208V72H206ZM210 70V69H209ZM73 71V70H72ZM92 71V70H91ZM90 71V72H91ZM96 71V70H95ZM94 71V72H95ZM99 71V70H98ZM107 71V70H106ZM17 72V73H16ZM36 72V71H35ZM48 72V73H47ZM57 72V71H56ZM97 72V71H96ZM108 72V71H107ZM107 72H105V73H107ZM145 72V71H144ZM147 72H149V71H147ZM197 72H198V70H197ZM210 72V71H209ZM98 73V75H102V73H99V72H97ZM126 73H129V72H126ZM20 74L22 75V72H20ZM28 74V73H27ZM132 74V73H131ZM146 74H148V73H146ZM150 74H151V72H150ZM199 74V73H198ZM209 74V73H208ZM211 74V73H210ZM209 74V75H210ZM109 75H111V74H109ZM132 75H134V74H132ZM135 75H137V74H135ZM139 75V74H138ZM137 75V76H138ZM203 75V74H202ZM216 75V74H215ZM78 76V75H77ZM103 76V75H102ZM113 76V75H112ZM112 76H111V78H112ZM141 76V75H140ZM198 76V75H197ZM205 76H208V75H205ZM80 77V76H79ZM129 77V76H128ZM131 77V76H130ZM130 77H129V79L127 78V81H129L130 80ZM192 77V76H191ZM190 77V78H191ZM211 77H212V75H211ZM211 77H209V79L211 78ZM100 78V77H99ZM104 78V77H103ZM132 78V77H131ZM136 78V77H135ZM135 78H133V79H135ZM196 78V77H195ZM219 78H218V80H219ZM100 79H102V78H100ZM107 79V78H106ZM124 79H126V78H124ZM139 79V78H138ZM208 79V78H207ZM206 79V80H207ZM213 79V78H212ZM215 79V78H214ZM136 80H137V78H136ZM143 80V79H142ZM196 80V79H195ZM198 80V79H197ZM216 80V79H215ZM102 81V80H101ZM118 81V80H117ZM126 81V80H125ZM130 81H132V80H130ZM134 81V80H133ZM133 81H132V83H133ZM138 81V80H137ZM136 81V82H137ZM193 81V80H192ZM211 81V80H210ZM209 81V82H210ZM214 81V80H213ZM143 82V81H142ZM112 83V82H111ZM114 83V82H113ZM118 83H119V81H118ZM131 83V82H130ZM135 83V82H134ZM162 83V84H163ZM211 83H213V82H211ZM0 84V85H1ZM108 84V83H107ZM136 84V83H135ZM153 84V85H152ZM161 84V85H162ZM59 86V88L58 89H53V86ZM104 85H106V84H104ZM209 85V84H208ZM215 85H217L216 84V81H215ZM2 86V85H1ZM2 86V87H3ZM7 87H8V85H6ZM5 86V87H6ZM114 86V85H113ZM112 86V87H113ZM119 86H120V88L122 87L120 84H119ZM131 86H133V84L131 85ZM141 86V85H140ZM139 86V87H140ZM157 86V85H156ZM160 86V85H159ZM212 86V85H211ZM221 86V85H220ZM5 88V89H10V88ZM68 87V88H67ZM105 87H107V86H105ZM115 87H117V86H115ZM127 87H129V86H127ZM126 87V88H127ZM146 87V88H147ZM209 87V86H208ZM65 88H67L66 90H65ZM99 89H100V87H98ZM119 88V87H118ZM117 88V90H119ZM132 88V87H131ZM160 88V87H159ZM123 89V88H122ZM128 89H130V87L128 88ZM134 89H135V87H134ZM139 89H141V88H139ZM174 89V90H175ZM176 89V91H179V90H177ZM193 89V88H192ZM204 89V88H203ZM209 89V88H208ZM211 89V88H210ZM212 89H214V88H212ZM216 89H217V86H216ZM16 90V91H17ZM103 90V89H102ZM124 90V89H123ZM133 90V89H132ZM136 90H138V89H136ZM153 90V89H152ZM155 90V89H154ZM153 90V91H154ZM162 90V89H161ZM164 90H166V93L168 92L167 91V89H164ZM181 90V89H180ZM188 90V89H187ZM215 90V89H214ZM213 90V91H214ZM14 91V90H13ZM126 91V90H125ZM124 91V93H126ZM140 91V90H139ZM144 91V90H143ZM142 90H141V92H143ZM147 91H150V90H148L147 89ZM153 91H151V93L153 92ZM170 91V90H169ZM191 91V93H190V98L189 99H185L183 102L184 103H182V102H179V103H177L176 102V105L174 106V107H169L167 104H163L164 103V100H163V106L161 107V108H163V112H161V113H156V115L158 114V117H156V119L154 118V120H155V122L154 123H156V125L155 126H157V127H159V125H160V123H161V121H166V122H171V123H174L173 125L175 126V123H177L176 125H178L177 127H179V129L181 130L180 132H182V140H183V142H186V144H182L183 145V148L181 149H179V150H181V151H179V150H177V151H179L178 152V154L181 152V153H183V155L185 154H187V159H185V155L183 156L184 158L183 159H185V160H191V162L193 161V159L195 160H199V161H201L202 162V166H203V169H202V176L203 177H201V179L203 178H205V180L204 181H202L201 183V185L203 186H201L203 189H204V192L206 193V191L207 190H213L214 188H217V190H218V195H217V208L216 209H212V211L210 210V209H208L209 210V212H207L208 210H206V212H202L201 211V209L197 206V204H195L196 202H194L195 200H193V201H191V199H192V197L191 198H189V196L186 194V192H184L183 190H182V188L181 187H184V185H183V181L185 182L186 181V183L188 182L187 180H186V178H183V176H182V182H178V185H179V183H180V185H183V186H181L180 187V185L179 186H175L174 184V186L172 185V187H171V185H170V187H169V185L168 184H166V186L168 185V187H166L165 186V184L164 185H162L163 183L162 182H157L156 181V179L153 177V174L151 175V169H150V167H149V170H143V178L141 179V180H143V182H145L146 183V189L145 190H147L146 192H147V195H148V197H150V200H148V201H150V204L152 203V205H154L155 206V208H156V210L155 211H157V214L155 213V215H154V217L152 216V214H149V215H144L143 217L141 216V211L143 210H141V209H138V208H135V212H133V213H131L130 215H129V222L131 221V224H132V222H135V221H137L138 219H139V215L138 214H140V216L142 217L141 218V220L142 221H144V222H147V223H156V222H158V223H160L162 226H164L165 224H166V220L164 219V217H163V215L161 214V212L162 211H164V209L166 210L167 208H172L174 211L172 212V210H171V212L174 214V212H175V215H178L180 218L178 219V220H180L181 218L183 219V221H189L190 223H193V225H195L196 223H201L202 224V232H203V235L205 236V239H207V241H206V249L208 250V256L206 257V255H205V257H206V259H205V263L206 264H238L237 262H236V260L238 259V257L236 256V254L231 250V251H227L225 248H226V246L228 247V244H230L229 243V241L227 240V237H229V235H231L232 237H241V236H243V234H242V232L244 233V231L243 230H245L246 229V232H247V236L246 237H252L253 238V233H255V234H258V237H264V108L263 107H259V106H253V107H251V108H247V107H244V108H240L237 112L236 111H229L228 113H222L220 110H219V103H218V101H217V99H215L216 98V96H215V98L211 95V94H209V93H207V91H200V90H190ZM215 91H217V90H215ZM2 92H5V90L3 91L2 90ZM15 92V91H14ZM100 92V91H99ZM98 92V93H99ZM131 92V91H130ZM140 92V93H141ZM170 92H172V91H170ZM180 92V91H179ZM186 92V91H185ZM117 93V92H116ZM115 93V94H116ZM132 93V92H131ZM137 93H138V91H137ZM148 93V92H147ZM150 93V92H149ZM148 93V94H149ZM156 93V92H155ZM218 93V92H217ZM221 93H223V92H220V96H221ZM226 93V92H225ZM242 93V92H241ZM1 94V93H0ZM4 94V93H3ZM118 94H120V92L118 93ZM142 94V93H141ZM147 94V95H148ZM157 94V93H156ZM176 94V93H175ZM175 94H171V95H175ZM177 94H178V92H177ZM183 94H184V92H183ZM219 94V93H218ZM230 93H228V95H229ZM15 95V94H14ZM111 95H113V94H111ZM138 95V94H137ZM144 95H145V92H144ZM147 95H145V96H147ZM180 95V94H179ZM185 95L187 96V93H185L184 94V98H185ZM224 95V94H223ZM227 95V94H226ZM231 95V94H230ZM229 95V96H230ZM246 95V94H245ZM257 95V96H256ZM3 96V95H2ZM156 96H158V95H156ZM170 96V95H169ZM168 96V97H169ZM175 96H177V95H175ZM249 96V95H248ZM250 96V97H251ZM104 97H106V96H104ZM118 96L116 95V99H115V101H114V99H113V102H112V100H111V102H112V104H114V102H115V104L117 105V109H118V112H119V115L120 114H123V115H125V117H129V118H134V120L135 119H137V122H138V120H140L141 122L143 121V123H146L145 121L147 120H150L151 118H153V112H154V110L156 109V105L154 106V104H151L152 105V107L154 106L155 107V109H153V108H151L150 106H147V105H144V104H138V103H132L131 102V104L128 102V101H125V100H123L124 102L122 103L121 101H120V98H122V97H119V98H117ZM142 97V96H141ZM154 97V96H153ZM161 97H162V95H161ZM165 97V96H164ZM178 97V96H177ZM182 97V96H181ZM181 97H179V98H181ZM232 97H234L233 95H232ZM237 97V96H236ZM4 98V97H3ZM109 99V97H106V99ZM111 98H113V97H111ZM133 98H134V96H133ZM148 98V97H147ZM149 98H152V97H149ZM154 98H156V97H154ZM222 98V97H221ZM228 97H225L224 98V100L225 99H227ZM230 98V97H229ZM48 99V100H47ZM95 99V98H94ZM131 99V98H130ZM135 99V98H134ZM133 99V100H134ZM171 99H172V97H171ZM173 99H175V98H173ZM218 99H220L219 97H218ZM223 99V98H222ZM231 99V98H230ZM260 99V98H259ZM97 100V99H96ZM95 100V101H96ZM98 100H100V99H98ZM102 100H105L103 97H102ZM110 100V99H109ZM109 100H105V101H109ZM129 100V99H128ZM132 100V99H131ZM132 100V101H133ZM144 101H145V99H143ZM157 100V99H156ZM179 100V99H178ZM232 100V99H231ZM240 100V102L242 101L241 99H239ZM253 100V99H252ZM262 100V99H261ZM15 101V100H14ZM89 101V100H88ZM101 101V100H100ZM104 101V102H105ZM159 101V100H158ZM166 101H167V99H166ZM176 101V100H175ZM181 101V100H180ZM234 101V100H233ZM37 102V101H36ZM84 102V101H83ZM98 102V101H97ZM103 102V101H102ZM102 102L100 103L101 105H102ZM125 102H127V103H129V104H126ZM149 102V101H148ZM162 102V101H161ZM232 102V101H231ZM237 102H239V101H237V99H236V102L235 103H237ZM243 102V101H242ZM242 102L240 103V104H242ZM32 103V102H31ZM38 103V102H37ZM36 103V104H37ZM76 103H79L78 101L76 102ZM87 103V102H86ZM90 103V106H91V101L89 102ZM105 103H107V102H105ZM105 103H104V107L105 106H107V105H105ZM125 103V104H124ZM153 103V102H152ZM159 103H160V101H159ZM249 103V102H248ZM253 103V102H252ZM259 103V102H258ZM40 104V105H41ZM47 104V103H46ZM45 103H44V105H46ZM66 104V105H67ZM161 104V105H162ZM178 104V105H177ZM227 104V103H226ZM238 104V103H237ZM244 104V103H243ZM262 104V103H261ZM1 105V104H0ZM37 105H39V104H37ZM39 105V106H40ZM44 105H41V106H44ZM67 105V106H68ZM71 105V106H70ZM76 105V104H75ZM92 105H95V104H93V101H92ZM97 105V104H96ZM95 105V106H96ZM109 105V104H108ZM115 105V106H116ZM228 105V104H227ZM55 106V105H54ZM86 106V105H85ZM113 107H114V105H112ZM225 106V105H224ZM2 107H3V105H2ZM5 107V106H4ZM33 107V106H32ZM35 107H37V106H35ZM57 107H55V109L57 108ZM73 107V106H72ZM103 107V108H104ZM229 107V106H228ZM19 108H21V109H19ZM34 108V107H33ZM38 108V107H37ZM45 108V107H44ZM48 108V107H47ZM46 108V110H48ZM62 108L63 107H61V109H60V111L62 110ZM81 108H84L85 109V107L82 105V107ZM95 107H93V109H94ZM99 108V107H98ZM98 108H95V109H98ZM101 108V107H100ZM107 108V107H106ZM114 108H116V107H114ZM158 108H159V105H158ZM157 108V109H158ZM35 109L36 108H34V111H35ZM39 109V108H38ZM64 109V108H63ZM83 109V110H84ZM89 109V108H88ZM90 109H92V108H90ZM92 109V110H93ZM107 109H110V108H107ZM112 109V108H111ZM229 109H230V107H229ZM6 110V109H5ZM51 110V109H50ZM65 110H68V109H66L65 108ZM160 110V109H159ZM232 110H234V107L232 108ZM38 111V110H37ZM77 111V110H76ZM75 111V112H76ZM79 111H81V109H79ZM103 111V110H102ZM39 112V111H38ZM48 112H49V110H48ZM70 112V111H69ZM94 112H95V110H94ZM106 112H108L107 114H109V111H103V113H105L106 114ZM110 114L112 115V112H114V109L111 111L110 110ZM117 112V111H116ZM160 112V111H159ZM33 113H35V112H33ZM42 113H43V111H42ZM45 113H47V112H45ZM44 113V114H45ZM51 113V112H50ZM77 113L79 114L80 112H76V115H77ZM87 113V112H86ZM85 113V114H86ZM35 114H37V113H35ZM39 114H40V112H39ZM49 113H47L46 115H48ZM51 114H53V113H51ZM71 114V113H70ZM87 114H93V112L92 113H87ZM101 114H102V112H101ZM104 114V116H106ZM38 115V114H37ZM37 115H35V118H36V116ZM42 115V114H41ZM40 115V116H41ZM40 116H38V117H40ZM44 116V115H43ZM43 116H41V117H43ZM49 116H50V114H49ZM90 115H88V117H89ZM41 117H40V120L42 121L44 118H42L41 119ZM61 117H62V115H61ZM78 117H79V115H78ZM87 117V118H88ZM91 117H92V115H91ZM103 116H101V118H102ZM106 117H108V115L106 116ZM109 117H111L110 115H109ZM115 117V116H114ZM119 117H121V116H119ZM32 118H34V117H32ZM67 118H69L68 116H67ZM86 118V117H85ZM85 118H83V119H85ZM90 118V117H89ZM88 118V119H89ZM118 118V117H117ZM122 118V117H121ZM62 119V118H61ZM98 119H100V118H98ZM104 119H105V117H104ZM103 119V120H104ZM111 119V118H110ZM114 119V118H113ZM113 119H111L112 120V123H111V125L113 124ZM115 119H116V117H115ZM119 119V118H118ZM118 119H116V120H118ZM122 119H124V118H122ZM127 118H125V120H126ZM130 119V120H131ZM31 120V119H30ZM36 120H37V118H36ZM39 120V119H38ZM68 120H70V119H68ZM67 120V121H68ZM78 120V119H77ZM79 120L81 121V119H80V117H79ZM91 120H93L94 121V118H92ZM103 120H101V121H103ZM106 120H108V119H106ZM152 120V119H151ZM32 121H35V119H33V120H31V122ZM58 121V120H57ZM64 121V120H63ZM79 121V122H80ZM97 121V120H96ZM96 121H95V124H96ZM109 121V120H108ZM118 121H121V119H119ZM117 121V122H118ZM123 121V120H122ZM122 121H121V123H122ZM129 121V120H128ZM132 121V120H131ZM130 121V122H131ZM36 122V121H35ZM38 122V121H37ZM43 122H45V119L43 120ZM65 122H66V119H65ZM88 122V121H87ZM116 122V124H118ZM136 122V121H135ZM134 122V123H135ZM136 122V123H137ZM141 122H139V123H141ZM150 122V121H149ZM10 123V122H9ZM14 123V126L16 125ZM39 123H40V121H39ZM52 124H53V122H51ZM64 123V122H63ZM83 123H86V122H83ZM90 123V121L87 123V124H89ZM92 123H94V122H92ZM98 123V122H97ZM109 123V124H110ZM120 123V122H119ZM120 123V124H121ZM127 123V121L124 123V124H126ZM139 123H137V124H139ZM152 123V122H151ZM11 124V123H10ZM34 124V123H33ZM41 124V123H40ZM39 124V125H40ZM46 124V123H45ZM69 124H71V125H73L72 123H69ZM75 124H77V123H75ZM80 124V123H79ZM133 124V123H132ZM150 124V123H149ZM167 124V123H166ZM6 125V124H5ZM30 125V124H29ZM28 125V126H29ZM38 125V123H37V126H36V130H40V129H38L37 127H40ZM42 125V124H41ZM83 125V124H82ZM98 125H100V124H98ZM122 125H123V123H122ZM130 125V124H129ZM145 125V124H144ZM32 126V125H31ZM45 126V125H44ZM65 126V125H64ZM92 126H94L93 124H92ZM128 125L126 124V127H127ZM164 126H166V128H167V126L168 125H164ZM172 126V125H171ZM77 127V126H76ZM76 127H75V129L73 130V131H75L76 130ZM106 127V126H105ZM115 127H117V126H115ZM114 127V128H115ZM120 127H121V125H120ZM132 127V126H131ZM147 127H149V126H147ZM151 127V126H150ZM161 127H163V125L161 126L160 125V128ZM170 127V126H169ZM12 129L14 128L13 126L11 127ZM30 128H33V127H30ZM49 128H51V127H49ZM59 128H61V127H59ZM87 128V127H86ZM89 128H90V126H89ZM94 128V127H93ZM108 128V127H107ZM122 128V127H121ZM124 128H125V126H124ZM123 128V129H124ZM137 128H138V125H137ZM146 128V127H145ZM155 128V127H154ZM154 128H152V129H154ZM174 128V127H173ZM176 128V127H175ZM12 129H11V131H12ZM15 129H17L16 127H15ZM18 129L20 130V128L18 127ZM22 129V128H21ZM24 129V128H23ZM22 129V130H23ZM27 129H29V128H27ZM82 129H85L84 127H82ZM99 129V128H98ZM102 129V128H101ZM104 129H106V128H104ZM134 129H136V128H134ZM133 129V130H134ZM147 129V128H146ZM151 129V128H150ZM162 129V128H161ZM14 130V129H13ZM18 130V131H19ZM63 130H65L64 129V127H63ZM78 130H80L81 131V129H78ZM78 130L77 131H75L76 133L75 134H73V135H78L79 133H78ZM91 130V129H90ZM93 130H95V131H99V130H96V129H93ZM107 130V129H106ZM105 130V131H106ZM110 130V129H109ZM112 130V129H111ZM132 130V129H131ZM131 130H129V131H131ZM139 130V129H138ZM156 130H157V132H159V130H158V128H156ZM164 130V128L162 129V131ZM167 129H165V131H166ZM170 130H172L171 128H170ZM169 129H168V131H170ZM178 130V129H177ZM15 131V130H14ZM30 131H32V130H30ZM61 131H62V128H61ZM66 131V130H65ZM71 131V130H70ZM102 131V130H101ZM113 131V130H112ZM112 131H110V132H112ZM125 131H127L128 132V130H125ZM135 131H137V129L135 130ZM135 131H133V132H135ZM148 131H150V130H148ZM153 131V130H152ZM161 131V130H160ZM162 131H161V133H162ZM167 131V134L169 133ZM6 132H8V131H6ZM28 133H29V131H27ZM26 131H23L22 133L25 135L26 133H27ZM36 132H39V131H36ZM83 132V131H82ZM82 132H80V133H82ZM86 132V131H85ZM107 132H108V130H107ZM114 132V131H113ZM173 132V131H172ZM13 133V132H12ZM16 133V132H15ZM15 133H13V134H15ZM40 134H41V131L39 132ZM44 133V132H43ZM56 133V132H55ZM57 133H59V131L57 132ZM62 133H64V132H62ZM84 133V132H83ZM102 133V132H101ZM103 133H105V134H107L106 132H103ZM115 133H117V132H115ZM121 133V132H120ZM137 133H139V132H137ZM137 133H135V135L137 134ZM153 133V132H152ZM3 134H5L4 133V131H3ZM11 134V133H10ZM71 134V133H70ZM69 134V135H70ZM109 134V133H108ZM119 134V133H118ZM121 134H123V133H121ZM147 134V133H146ZM150 134H151V132H150ZM156 134V133H155ZM155 134H153V136L155 135ZM170 134V136H171V132L169 133ZM176 134H179V133H177V131H176ZM6 135H7V137H8V133H6ZM12 135V134H11ZM39 135V134H38ZM65 135H67V134H65ZM65 135H64V138H65ZM80 135V134H79ZM103 135V134H102ZM117 135V134H116ZM127 135V137H125V138H127L128 139V136L129 135H131V134H129L128 135V133L126 134ZM138 136L140 135V133L139 134H137ZM163 136H165L164 135V131H163V134H162ZM181 135V134H180ZM10 136V135H9ZM15 135H13V136H11V137H14ZM61 136V135H60ZM63 136V135H62ZM72 136V135H71ZM142 136H144V135H142ZM170 136H168L169 138H170ZM175 136V135H174ZM2 137H3V135H2ZM47 138H48V136H46ZM74 137V136H73ZM81 137V136H80ZM111 137V136H110ZM133 137V136H132ZM132 137H130L129 136V140H130V138H131V140L134 138H132ZM145 137V136H144ZM149 137H150V135H149ZM151 137H152V135H151ZM4 138H6V137H4ZM50 138V137H49ZM48 138V139H49ZM58 138V137H57ZM64 138H63V140H64ZM66 138H69L70 139V136H68L67 135V137ZM66 138H65V140L64 141H66ZM72 138V137H71ZM77 138H78V136H77ZM112 138V137H111ZM117 138H118V136H117ZM116 138V139H117ZM140 138V139H139ZM166 138H167V136H166ZM174 138V137H173ZM181 138V137H180ZM7 139V138H6ZM10 139V138H9ZM22 139H23V137H22ZM24 139H26V138H24ZM30 139V138H29ZM36 138H33V140L32 141H34V143H38V141L37 140H35ZM40 139V138H39ZM106 139H108V138H106ZM121 139V138H120ZM120 139H119V141H120ZM135 139V138H134ZM138 140H142L141 139V137H138L137 138ZM144 139V138H143ZM146 139V138H145ZM152 139H153V141H154V137H152ZM163 139H165V138H163ZM163 139H161V141H163ZM168 139V138H167ZM176 139H178L177 137H176ZM2 140H4V139H2ZM56 141V138L55 139H53L52 138V140H51V138H50V140L49 141ZM59 140H60V138H59ZM63 140H62V142H63ZM76 140V139H75ZM109 140V139H108ZM173 140V139H172ZM172 140L170 141V139H169V141L170 142H172ZM182 140H181V142H182ZM1 141V140H0ZM20 141H22V140H20ZM19 141V142H20ZM24 141V140H23ZM29 140L27 139V142H25V143H23V144H25V145H27L26 143H30V141L28 142ZM49 141H48V143H49ZM55 141H54V143H55ZM61 141V140H60ZM71 141V140H70ZM68 139H67V142H70ZM73 141V140H72ZM105 141H107V140H104L103 139V137L102 138H100L99 136H87V137H85V138H82L81 140L79 139V141L77 140V141H75V142H77L74 146H71L72 147V149H75V151L73 150V152L72 153H66V154H63L62 156H60V158L58 159V166H59V168H64V167H66L68 164H72L74 161L76 162V158H78V157H80V156H82V158H85L84 160L86 161V160H91L92 161V159L94 158V160H95V158L96 159H98V157L100 156H95L96 155V152L97 151H99L100 152V150L101 151H104V150H102L104 147H105ZM151 141V140H150ZM150 141H148V142H150ZM156 141H158L159 142V138H158V140H156ZM168 140H166V141H163V144H164V142L166 143ZM168 141V142H169ZM174 141H177V140H174ZM18 142V143H19ZM43 142H45L44 140H43ZM62 142L60 143V145L62 146L63 144H62ZM111 142V141H110ZM132 142V141H131ZM135 143H137L138 145H140V143L137 141L136 142V140L134 141ZM143 142V141H142ZM158 142H155L154 143V148H157V146H158V148H160L159 147V144L157 145V143ZM170 142H169V144H170ZM179 142V141H178ZM2 143H3V141H2ZM8 143V142H7ZM53 143V144H54ZM65 143V142H64ZM72 143V144H73ZM113 143V146H115L114 145V141L112 142ZM112 143H109V144H111L110 146H112ZM121 143V142H120ZM125 143H128L129 144V142H126L125 141ZM144 143H145V141H144ZM143 143V144H144ZM151 143V142H150ZM150 143H148V144H150ZM4 144V143H3ZM39 144V143H38ZM40 144H42V143H40ZM47 144V143H46ZM45 144V145H46ZM142 144V143H141ZM147 144V142L144 144L145 145V147H147L148 145H146ZM172 144H173V142H172ZM171 144V145H172ZM17 145V144H16ZM18 145H20V144H18ZM31 144H29V146H30ZM55 145V144H54ZM57 145V144H56ZM143 145V146H144ZM155 145H157V146H155ZM170 145V146H171ZM181 145V146H182ZM214 145H216V146H214ZM32 146H35V145H32ZM32 146H30V148L32 147ZM39 146H41V145H39ZM38 146V147H39ZM48 146H50V145H48ZM48 146H47V148H48ZM58 146H59V142H58ZM121 146V145H120ZM130 144H129V146L127 147V145H126V147L127 148H130ZM162 146V145H161ZM169 146V145H168ZM174 146V145H173ZM175 146H176V149H178L180 146H179V144L177 145V144H175ZM175 146H174V149H175ZM179 146V147H178ZM14 147V146H13ZM18 147V146H17ZM37 147V146H36ZM107 147V146H106ZM108 147H109V145H108ZM138 147H141V145L140 146H138ZM144 147V149H146ZM152 147H153V145H152ZM178 147V148H177ZM9 148H10V146H9ZM15 148V147H14ZM24 147H22V149H23ZM30 148H29V150H30ZM41 148V147H40ZM61 148V147H60ZM59 147H58V149H60ZM123 148H125V147H123ZM126 148V149H127ZM150 148V147H149ZM154 148H152V149H154ZM11 149V148H10ZM70 149V148H69ZM105 149H107V148H105ZM141 150H143L144 151V149H142V148H140ZM140 149H138V150H140ZM151 148L150 149H148V150H152ZM161 149V148H160ZM159 149V150H160ZM163 149V148H162ZM162 149H161V152H157V154L154 152V153H150V152H148V150L146 151L145 150V152H148V154H150V155H152V156H150L151 158L152 157H154L152 160L154 161V159L156 158V161L162 166L161 168V170H163V172L164 171H166L165 173H168L167 171L169 170L170 171V173L171 172H173V174H174V177H175V179L176 180H179L180 181V179H179V171H183L184 172V170L182 169V167H183V164H184V166H185V164H186V168L191 164L190 162H188V166H187V162L184 160V161H182L181 160V158H179V156L177 157H175V155L173 156V157H175V159L174 160H169V158L167 159V157L165 156V154L166 153H164V152H162ZM110 150V149H109ZM108 150V151H109ZM121 151L123 150V149H120ZM119 150V151H120ZM125 150V149H124ZM130 150V149H129ZM158 149H157V151H159ZM165 150V149H164ZM9 151V150H8ZM7 151V152H8ZM15 151V150H14ZM55 151H57L56 150V148H55ZM59 151V150H58ZM62 151V150H61ZM72 151V150H71ZM111 151H113V149L111 150ZM127 151H128V149H127ZM126 151V152H127ZM130 151H132V150H130ZM136 151H137V149H136ZM153 151V150H152ZM176 151V150H175ZM177 151L175 152V153H177ZM49 152V151H48ZM105 152H106V150H105ZM125 152V151H124ZM129 152V151H128ZM10 153V152H9ZM14 153V152H13ZM36 153V152H35ZM35 153H33V155L35 154ZM50 153V152H49ZM55 153H57V152H55ZM114 153V152H113ZM119 153H121V152H119ZM134 152H132V154H130V156L129 157H134L133 159H135L136 157V155H134L133 154ZM139 153V152H138ZM142 153V152H141ZM164 153V154H163ZM181 153L179 154V155H181ZM226 153H228L229 155H230V157H231V160H229L228 162H231V164H228V163H226L225 162V160H227L225 157V154ZM0 154H2V153H0ZM112 154V153H111ZM110 154V155H111ZM124 154H126V153H124ZM128 154V153H127ZM127 154H126V156H127ZM140 154V153H139ZM154 154H156V155H154ZM168 154V153H167ZM166 154V155H167ZM177 154V155H178ZM12 155V154H11ZM22 155V154H21ZM20 155V156H21ZM38 155V154H37ZM58 155V154H57ZM56 155V156H57ZM114 154H112V156H113ZM119 155H121V154H119ZM134 155V156H133ZM154 155V156H153ZM169 155V154H168ZM227 155V154H226ZM9 156H10V154H9ZM52 156V155H51ZM126 156H125V158H126ZM170 156V155H169ZM228 156V155H227ZM53 157H55V156H53ZM101 157H102V159H103V155H101ZM104 157H105V155H104ZM107 157H109L108 155H107ZM111 157V156H110ZM129 157H127V158H129ZM131 157V158H132ZM141 160L140 161H143V157L141 158L140 156H138ZM172 157V156H171ZM170 157V158H171ZM229 157V156H228ZM32 158V157H31ZM117 158H118V156H117ZM116 158V159H117ZM123 158V157H122ZM130 158V159H131ZM151 158L149 159V160H151ZM15 159V158H14ZM20 159V158H19ZM28 159V158H27ZM55 160H56V158H54ZM79 159V158H78ZM81 159V158H80ZM109 159H111V158H109ZM116 159H114V160H116ZM138 159V158H137ZM229 159V158H228ZM50 160V159H49ZM114 160H112V161H114ZM119 160V159H118ZM122 160V159H121ZM120 160V161H121ZM34 161H35V157H34ZM47 162H48V160H46ZM53 161V160H52ZM78 161V160H77ZM102 162V160L101 159H99L98 161H96V162ZM103 161H104V159H103ZM107 161H109V160H107ZM111 161V160H110ZM123 161V160H122ZM125 161V160H124ZM131 161H134V160H132L131 159ZM131 161H130V163H131ZM146 162H147V160H145ZM198 161V162H199ZM47 162H46V164H47ZM53 162H55V161H53ZM53 162L51 163V164H53ZM87 162H89V161H87ZM86 162V163H87ZM129 162V161H128ZM128 162H127V164H128ZM137 162H139V161H137ZM196 162V161H195ZM83 163V161L81 162V163H79L78 165H79V170L80 169H85V168H87L86 167V165H84V164H82ZM85 163V164H86ZM91 163H93V162H91ZM108 163V162H107ZM106 163V164H107ZM113 163V162H112ZM125 163V162H124ZM130 163L128 164V168H130ZM134 163V162H133ZM141 163L142 162H140V165H141ZM150 163H153L152 161H150ZM156 163V162H155ZM155 163H153V164H155ZM197 163V162H196ZM196 163H192L193 165L195 164V165H197ZM28 164H31L30 162L28 163ZM45 164V165H46ZM82 164V165H81ZM89 163H87V165H88ZM100 164V163H99ZM99 164H97L96 166L98 167V165ZM109 164H110V162H109ZM117 164V163H116ZM118 164H120V162L118 163ZM127 164H123V162H122V167H121V169L123 168V165L125 166V165H127ZM139 163H137V165H138ZM143 164L145 165V163L143 162ZM153 164H151L152 166H153ZM14 165V164H13ZM91 165V164H90ZM90 165H88L89 167H90ZM93 165H95V163H93L91 166H93ZM108 165V164H107ZM134 165V164H133ZM143 165V166H144ZM193 165H191V166H193ZM194 165V166H195ZM25 166V165H24ZM38 166V165H37ZM36 166V167H37ZM46 166H49V165H46ZM100 166V165H99ZM135 166H136V164H135ZM135 166H133V167H135ZM157 166H159V165H157ZM2 167H4L5 168V170H4V168H2V170L0 169V199L1 198H5V197H3V191H4V187L6 186V184H9V183H14V184H16V182L18 181V175H16V173L15 172H19V170L21 171V169H19L18 170V167L16 168V170H12V169H14V168H11V171H6V168H7V170L9 169V167H5V166H2ZM20 167V166H19ZM39 167H40V165H39ZM101 167H102V165H101ZM103 167L105 168V166L103 165ZM108 167L110 168V166L108 165ZM114 167V166H113ZM115 167H117V165L115 166ZM132 167V168H133ZM155 167V166H154ZM20 168H22V166L20 167ZM34 168V167H33ZM32 168V169H33ZM59 168H57V169H59ZM75 168V167H74ZM92 168V167H91ZM112 168V167H111ZM128 168H126L127 170H128ZM135 168H137V167H135ZM135 168H133L134 170H135ZM141 168V167H140ZM139 168V169H140ZM146 168V167H145ZM152 168V167H151ZM191 168L192 167H190L189 166V171L191 170ZM194 168V167H193ZM38 169V168H37ZM36 169V170H37ZM98 169H99V167H98ZM108 169V168H107ZM116 169V168H115ZM114 169V170H115ZM117 169L119 170V167H117ZM131 169V168H130ZM182 169V170H181ZM73 170H75V169H73ZM78 170V169H77ZM78 170V171H79ZM87 170H89V169H87ZM86 170V171H87ZM97 169H95L93 172H95ZM104 170H106V169H104ZM103 170V171H104ZM125 170V169H124ZM138 170V169H137ZM154 170V169H153ZM160 170V169H159ZM160 170V171H161ZM195 170V169H194ZM33 171H35V170H33ZM52 171V170H51ZM61 171H63V170H61ZM66 171V170H65ZM68 171H69V169H68ZM83 171V170H82ZM92 171V170H91ZM90 171V172H91ZM116 171V170H115ZM132 171V170H131ZM25 172V171H24ZM59 172H60V170H59ZM75 172V171H74ZM89 172V173H90ZM99 172V171H98ZM97 172V173H98ZM114 172V171H113ZM133 173L134 172H136V170L135 171H132ZM131 172V173H132ZM162 172V171H161ZM191 172H193L194 173V171H191ZM190 172V173H191ZM23 173V171L21 172V173H19V174H22ZM28 173V172H27ZM29 173H30V171H29ZM33 173V172H32ZM72 172H70V174H71ZM82 173V172H81ZM106 173V172H105ZM117 173V172H116ZM118 173H119V171H118ZM126 174L128 173V171L127 172H125ZM141 173V172H140ZM150 173V175H148ZM155 173V175H156V172H154ZM187 173V172H186ZM189 173V174H190ZM192 173V174H193ZM196 173V172H195ZM25 174V173H24ZM31 174V173H30ZM50 174H53L52 172L50 173ZM55 174V175H54ZM54 174H53V176H56V172H54ZM93 174V173H92ZM95 174V173H94ZM109 174V173H108ZM113 174H115V173H113ZM136 174H137V172H136ZM135 174V175H136ZM164 174V173H163ZM185 174V173H184ZM191 174V175H192ZM198 173H196V175H197ZM16 175V176H15ZM25 175H27V174H25ZM45 175V174H44ZM72 175V174H71ZM75 175H76V173H75ZM77 175H79V174H77ZM82 175V174H81ZM96 175V174H95ZM101 175V174H100ZM112 175V174H111ZM116 175V174H115ZM128 175V174H127ZM135 175H132V179H133V176H135ZM142 175V174H141ZM157 175H159V174H157ZM186 175V174H185ZM195 175V174H194ZM28 176V175H27ZM36 176H40V175H36ZM42 176V175H41ZM45 176H47V175H45ZM45 176H44V178H45ZM85 176V175H84ZM90 176H93V175H88L87 176V178H89ZM103 176V175H102ZM110 176V175H109ZM117 176H119V175H117ZM121 176H123V175H121ZM129 176V175H128ZM137 176H140V174L139 175H137ZM166 177L168 176V175H165ZM170 176V175H169ZM68 177V176H67ZM67 177H66V179H67ZM82 177H83V175H82ZM86 177V176H85ZM84 177V178H85ZM107 177V176H106ZM131 177V176H130ZM136 177V176H135ZM158 177V176H157ZM163 177V176H162ZM185 177V176H184ZM187 177V176H186ZM25 178H27L26 176L25 177H23V178H21L20 177V180L21 179H23V181L22 182H25ZM36 178H38V177H36ZM48 178H49V175H48ZM51 178H53V180L55 179L54 177H51ZM50 178V179H51ZM62 178V177H61ZM94 178V177H93ZM100 178V177H99ZM103 178V177H102ZM107 178H109V177H107ZM116 178V177H115ZM115 178H113V179H115ZM123 178V177H122ZM125 178H127V176L125 175L124 176V179ZM137 178H139V177H137ZM136 178V179H137ZM160 178V177H159ZM164 178V177H163ZM167 178H169V177H167ZM166 178V179H167ZM189 178H191V176L189 177ZM193 178H194V176H193ZM49 179V180H50ZM65 179V180H66ZM96 179V178H95ZM118 179V178H117ZM121 179V178H120ZM131 179V178H130ZM129 179V180H130ZM162 179V178H161ZM36 180V179H35ZM38 180L39 179H37V182H38ZM45 180H46V182H47V177L45 178ZM64 180V179H63ZM67 180H69V179H67ZM66 180V181H67ZM70 180H73V177H72V179H70ZM77 180V179H76ZM75 180V181H76ZM79 180H81L80 178H79ZM88 180V179H87ZM90 180V179H89ZM92 180V179H91ZM98 180V179H97ZM104 179H102V181H103ZM119 180V179H118ZM118 180H117V182H118ZM122 180V179H121ZM157 180H158V178H157ZM169 180H171V178H169ZM175 180V181H176ZM189 180V179H188ZM194 180V179H193ZM195 180H196V177H195ZM41 181H42V179H41ZM58 181H60V180H58ZM57 181V182H58ZM84 181V180H83ZM82 181V182H83ZM95 182H97L96 180H94ZM100 181V180H99ZM105 181V180H104ZM104 181H103V183H104ZM111 181V180H110ZM138 181H140V179H138ZM158 181H160V180H158ZM167 181V180H166ZM174 181V180H173ZM190 181V180H189ZM197 181V180H196ZM53 182V181H52ZM56 182V181H55ZM57 182H56V184H57ZM68 182V181H67ZM66 182V183H67ZM71 182H73V181H71ZM77 182H81V181H77ZM85 182H86V180H85ZM92 182V181H91ZM95 182H93V184H95ZM121 182V181H120ZM133 182H135V180H133L132 181V183ZM137 182V181H136ZM135 182V183H136ZM21 183V182H20ZM19 183V184H20ZM40 183H42V182H40ZM63 183L65 184V182L63 181ZM88 183H90V182H88ZM99 183V182H98ZM106 183V182H105ZM109 183H111V182H109ZM113 183H114V181H112V185H113ZM119 183V182H118ZM118 183L116 184V185H118ZM125 183H126V179H125ZM124 183V184H125ZM131 183V184H132ZM144 183V184H145ZM174 183V182H173ZM177 182H175V184H176ZM193 182H191V185H192V187H193V184H192ZM10 184V185H11ZM19 184H17V185H19ZM22 184V183H21ZM29 184H34V181L33 180H31V182L29 183ZM39 184V183H38ZM38 184H36V185H38ZM43 184V183H42ZM69 183H67V185H68ZM101 184V183H100ZM108 184V183H107ZM123 184V185H124ZM130 183H128V185H129ZM140 184V183H139ZM198 184V183H197ZM16 185V186H17ZM44 185V184H43ZM50 185V184H49ZM52 185V184H51ZM50 185V188L52 187ZM58 185V184H57ZM70 185H72V184H70ZM69 185V186H70ZM76 186H77V184H75ZM102 185V184H101ZM104 185V184H103ZM110 185V184H109ZM186 185V184H185ZM20 186H22V185H20ZM31 186V185H30ZM40 187H41V189H42V187L43 186H41V185H39ZM73 186V185H72ZM79 186V185H78ZM82 186H83V184H82ZM96 186V185H95ZM118 186H122V183L120 184L119 183V185ZM117 186V187H118ZM188 186V185H187ZM198 186H199V184H198ZM8 186H6V188H7ZM18 187V186H17ZM17 187H14V188H16V190H15V192L13 193V194H11V195H13V196H10L11 198L10 199H8L9 201H12V202H17L18 204H21V209L20 208H18V210L20 209L21 210V212H20V216H19V218L18 219H16L15 221H16V223L14 224V226L12 227V231L10 232V237H8L7 236V238H6V240H2L1 238H0V264H23V263H21L20 261V258H22L23 256H25L26 255V252H27V250L29 249L28 248V246L29 245H31L30 243H29V245H22V244H24L25 243V241H23L22 240V242H24V243H19V238L20 237H16L17 236V234L19 233V231L23 228V227H25V226H27L26 224H27V218H28V216H30V211H31V209L33 208V207H35L34 205V203L35 202H33V201H30V200H32V198H31V195H32V192L34 191V192H36V191H38L37 189L38 188H36V189H34L33 191L31 190H28V192L27 191H25V187H23V188H17ZM38 187V186H37ZM44 187H46V186H44ZM61 187V186H60ZM67 187V186H66ZM85 187H86V184H85ZM89 187V186H88ZM101 187V186H100ZM116 187V188H117ZM131 187V186H130ZM129 187V188H130ZM134 187V184H133V186L130 188V189H132ZM136 187H141V186H136ZM191 187V188H192ZM200 187V186H199ZM5 188V189H6ZM59 188V187H58ZM62 188V187H61ZM72 188H75V187H72ZM95 188V187H94ZM105 188H107V187H105ZM142 189H143V186L141 187ZM185 188H187V187H185ZM28 189H30V188H28ZM40 189V190H41ZM67 189V188H66ZM66 189H64V190H66ZM102 189H103V187H102ZM102 189H100V190H96V191H102L103 192V190ZM108 189V188H107ZM122 189V188H121ZM121 189L119 190V188H118V190L119 191H121ZM123 189H124V187H123ZM192 189H196V188H192ZM8 190V189H7ZM13 190V191H14ZM39 190V191H40ZM43 191H44V188L42 189ZM48 190V189H47ZM54 190V189H53ZM83 190V189H82ZM110 190H111V188H110ZM109 190V191H110ZM115 190V189H114ZM129 190V189H128ZM128 190L127 191H125V192H128ZM134 190V189H133ZM135 190H136V188H135ZM137 190H140L139 188L137 189ZM194 190H192L193 192H195L196 193V191H194ZM12 191V192H13ZM30 191V192H29ZM56 191V190H55ZM54 191V192H55ZM75 191V190H74ZM89 191V190H88ZM95 191V192H96ZM105 191V190H104ZM118 191V192H119ZM132 191V190H131ZM191 191V192H192ZM5 193H6V191H4ZM11 192V193H12ZM33 192V193H34ZM44 192H47V191H44ZM62 192V191H61ZM108 192V191H107ZM111 192V191H110ZM117 191L115 192V193H118ZM123 192V191H122ZM142 192V191H141ZM145 192V191H144ZM143 192V193H144ZM146 192H145V195H146ZM188 192V191H187ZM191 192H189V193H191ZM214 192V191H213ZM49 193H51V191H49ZM68 193V192H67ZM76 193V192H75ZM85 193H87V191H85ZM90 193V192H89ZM92 193V192H91ZM105 193V192H104ZM121 193V192H120ZM129 193H130V195H129ZM131 193H133L134 194V191H132V192H128V196L130 197V196H132L133 194H131ZM204 193V194H205ZM211 193V192H210ZM10 194V193H9ZM43 194V193H42ZM41 194V197H42V199H40V201L38 202V203H40V207H39V210L40 211H42V212H44L46 209L48 210V209H50L49 207V205H47V203L49 202V197L47 198V197H44L43 195ZM52 194V193H51ZM54 194V193H53ZM52 194V195H53ZM60 194V193H59ZM58 194V195H59ZM73 194V193H72ZM82 194H83V192H82ZM98 194V193H97ZM97 194H95V195H97ZM99 194H101V193H99ZM99 194L96 196L97 198L99 197ZM139 194V193H138ZM197 194V193H196ZM204 194H202V196L204 195ZM48 195V192H47V194H46V196ZM67 195V194H66ZM78 195H80V192H79V194ZM78 195H76L77 196V198L79 199V197L81 196H79L78 197ZM85 195V194H84ZM89 195V194H88ZM87 194H86V199H88L89 198V196H88ZM92 195V194H91ZM116 195V194H115ZM142 195V194H141ZM198 196H199V194H197ZM211 195V194H210ZM210 195H208V196H210ZM5 196V195H4ZM34 197L36 196V194L35 195H33ZM54 196V195H53ZM75 196V197H76ZM93 196H94V194H93ZM102 196H104V194H102L101 195V197ZM106 196V195H105ZM120 196V195H119ZM125 196H126V194H125ZM134 196V195H133ZM204 196H207L206 194L204 195ZM7 197V196H6ZM44 197V198H43ZM52 197V196H51ZM55 197V196H54ZM63 198H66V197H68V195L66 196V197H64V196H62ZM83 197V196H82ZM95 197V196H94ZM107 197V196H106ZM112 197V196H111ZM110 197V198H111ZM118 197V196H117ZM146 197V196H145ZM194 197V196H193ZM197 197V196H196ZM57 198H59V197H57ZM60 198H61V196H60ZM70 198H71V196H70ZM76 198V199H77ZM91 199H92V197H90ZM96 198V199H97ZM105 198V197H104ZM108 198H109V196H108ZM107 198V199H108ZM114 197H112L111 199H113ZM127 198V197H126ZM195 198V197H194ZM199 198V197H198ZM201 198V197H200ZM212 198V197H211ZM52 199V198H51ZM50 199V200H51ZM54 199V198H53ZM83 199V198H82ZM94 199V198H93ZM92 199V200H93ZM110 199V200H111ZM115 199V201L117 200L116 198H114ZM130 199H132V198H130ZM148 199V198H147ZM146 199V200H147ZM196 200H197V198H195ZM2 200V199H1ZM33 200H35V198L33 199ZM71 200V199H70ZM74 200H75V198H74ZM80 200V199H79ZM79 200H76V201H79ZM90 200V199H89ZM92 200H91V202L89 203V201H88V204H92ZM100 200V199H99ZM105 200V199H104ZM123 200H124V197H123ZM202 200V199H201ZM205 200V199H204ZM9 201H7L8 202V205H10V203H9ZM53 201V200H52ZM55 201V200H54ZM60 201H61V199H60ZM59 201V202H60ZM62 201H64L63 199H62ZM67 201H69V200H67ZM76 201L74 202V203H76ZM81 201H83V200H81ZM96 201V200H95ZM108 201H109V199H108ZM108 201H106V202H108ZM128 201V200H127ZM134 201V200H133ZM144 201V200H143ZM147 201V202H148ZM213 201H214V198H213ZM1 202V201H0ZM7 202H5V203H7ZM47 202V203H46ZM58 202V203H59ZM66 202V201H65ZM65 202H64V205L66 206L67 204H65ZM87 202V201H86ZM99 202V201H98ZM102 202H103V200H102ZM106 202H104V203H106ZM111 202V201H110ZM117 202V201H116ZM122 202V201H121ZM129 202V201H128ZM132 201H130V203H131ZM135 203H137L138 204V202L137 201H134ZM134 202H132V203H134ZM208 202H210V201H208ZM207 201L206 202H204V204L206 205L207 203H208ZM43 203H45V205L43 204ZM50 203V202H49ZM48 203V204H49ZM61 203H63V202H61ZM67 203V202H66ZM70 202H68V204H69ZM80 203V202H79ZM104 203H102V204H104ZM109 203V202H108ZM115 203V202H114ZM144 203V202H143ZM43 204V205H42ZM94 204V203H93ZM107 204V203H106ZM119 204V203H118ZM121 204H124V203H121ZM126 204V203H125ZM142 204V203H141ZM148 204L149 203H147V204H145V205H147L148 206ZM3 205V204H2ZM70 205V204H69ZM74 205V204H73ZM81 205V204H80ZM79 205V206H80ZM86 205V204H85ZM85 205L83 206V207H85ZM126 205H128V204H126ZM136 205V204H135ZM132 205L131 204V206H129V207H132V206H134V207H137L138 205H140V204H138V205ZM210 205V204H209ZM3 206H7L6 204L5 205H3ZM13 206V205H12ZM15 206H16V204H15ZM18 206V205H17ZM49 206V207H48ZM56 206H57V204H56ZM60 206V205H59ZM76 206V205H75ZM78 206V205H77ZM76 206V207H77ZM87 206H89L88 207V209L90 208V205H87ZM86 206V207H87ZM92 206H94V205H92ZM97 206H100V205H97ZM104 206V205H103ZM108 206V205H107ZM117 206H119V205H117ZM122 206V205H121ZM144 205L142 204V206H141V208L143 207ZM203 206V205H202ZM216 205H214V207H215ZM2 207V206H1ZM20 207V206H19ZM64 207V206H63ZM66 207H68V205L66 206ZM65 207V208H66ZM73 207V206H72ZM81 207V206H80ZM79 207V208H80ZM82 207V208H83ZM120 207V206H119ZM128 207V206H127ZM134 207H133V209H134ZM140 207V206H139ZM204 207V206H203ZM206 207V206H205ZM4 208V207H3ZM3 208H1V209H3ZM11 208V207H10ZM52 208H53V206H52ZM74 208V207H73ZM73 208H71V210L73 209ZM98 208V207H97ZM100 208V207H99ZM106 207H104L103 209H105ZM113 208V207H112ZM144 208H145V206H144ZM209 208H210V206H209ZM5 209L7 210V208L5 207ZM5 209H3L2 211H3V213H5L4 211H5ZM16 209V208H15ZM56 209V208H55ZM60 209V208H59ZM62 209H64V208H62ZM78 209V208H77ZM85 209V208H84ZM100 209H102V207L100 208ZM111 208H109V210H110ZM122 209V208H121ZM120 209V210H121ZM126 209H128V208H126ZM132 209V208H131ZM153 209V208H152ZM18 210L15 212V213H17L18 212ZM58 210V209H57ZM57 210H55V211H57ZM65 210V209H64ZM68 210V209H67ZM66 210V211H67ZM75 210V209H74ZM106 210V209H105ZM109 210H107V211H109ZM112 210V209H111ZM116 210H117V208H116ZM116 210H114V212L116 211ZM129 211H131L130 209H128ZM128 210H126V211H128ZM168 210V209H167ZM204 210V209H203ZM49 211H54V210H48L47 212H49ZM59 211V210H58ZM58 211H57V213H58ZM70 211V209L68 210V212ZM80 211V210H79ZM79 211H78V214H79ZM83 211V210H82ZM81 211V212H82ZM89 211V210H88ZM98 211V210H97ZM100 211V210H99ZM99 211H98V213H99ZM125 211V210H124ZM123 211V212H124ZM154 210H152V212H153ZM154 211V212H155ZM169 211H170V209H169ZM7 212V211H6ZM65 212V211H64ZM63 212V213H64ZM73 212V211H72ZM76 212V211H75ZM89 212H91V211H89ZM94 212H96L95 210H94ZM93 212V213H94ZM102 212H103V210H102ZM123 212H122V214H123ZM1 213V212H0ZM3 213H1V214H3ZM33 213V212H32ZM44 213H46V212H44ZM51 213V212H50ZM53 213V212H52ZM51 213V214H52ZM59 213H61V211L59 212ZM97 213V214H98ZM113 213V212H112ZM116 213V212H115ZM120 213V212H119ZM13 214H14V212H13ZM55 214H56V212H55ZM82 214V213H81ZM80 214V215H81ZM84 214V213H83ZM90 214V213H89ZM102 213H100V215H101ZM106 214H107V212H106ZM118 214V211H117V213H116V215ZM121 214V215H122ZM164 214V213H163ZM168 214V213H167ZM166 214V215H167ZM43 215V214H42ZM60 215V214H59ZM71 215H72V213H71ZM74 215V214H73ZM79 215V216H80ZM91 215H92V213H91ZM99 215V214H98ZM99 215V216H100ZM109 215H113V214H109ZM108 215V216H109ZM121 215H119V216H121ZM125 215V214H124ZM2 217L4 216V215H1ZM0 216V217H1ZM6 216H7V214H6ZM6 216H4L5 218H6ZM11 216H12V214H11ZM45 216V215H44ZM43 216V217H44ZM57 216V215H56ZM63 216H64V214H63ZM65 216H66V212H65ZM68 216V215H67ZM89 216V215H88ZM174 216V215H173ZM3 217V218H4ZM9 217V216H8ZM31 217V216H30ZM38 217H39V215H38ZM42 217V218H43ZM46 217V216H45ZM43 218V219H46V218ZM53 217V216H52ZM55 217V216H54ZM71 217V216H70ZM69 217V218H70ZM82 217V216H81ZM93 217H94V215L92 216V218L90 219L91 221H93L92 219H93ZM102 217V216H101ZM113 217H116V216H113ZM112 217V219L111 220H114L115 218H113ZM170 217V216H169ZM56 218V220L54 221V223L55 224H59L60 226L58 227L59 228V230L61 231H63V233H64V231H66L65 233H66V235H68V234H70V236H73V237H78V236H81V235H75V232L77 231L76 229L74 230L72 227H71V225L69 226L68 225V222H67V219L65 218V219H59V220H57V217H55ZM54 218V219H55ZM58 218H60V217H58ZM64 218V217H63ZM94 218H96V217H94ZM10 219V218H9ZM8 219V220H9ZM40 219H41V217H40ZM51 220H52V218H50ZM77 219V218H76ZM103 219V218H102ZM110 219V218H109ZM171 219H173V218H171ZM185 219V220H184ZM3 220V219H2ZM2 220H0V228H1V226H2V223H3V221ZM38 220V219H37ZM48 220V219H47ZM46 220V221H47ZM80 220V219H79ZM89 220V221H90ZM104 220V219H103ZM105 220H107L106 219V217H105ZM117 220V219H116ZM218 220H220V226H219V228L218 227H216V222L218 221ZM10 221V220H9ZM8 221V222H9ZM41 221V220H40ZM49 222H50V220H48ZM73 221V220H72ZM81 221H82V219H81ZM84 221H86V220H84ZM88 221V222H89ZM102 221V220H101ZM139 221V220H138ZM38 222V221H37ZM49 222H46V223H48L47 224V226L49 225V224H51V223H53L52 221L49 223ZM76 223L77 222V220L76 221H73V223ZM93 222H97V221H93ZM98 222H99V220H98ZM103 222V224H104V221H102ZM102 222H101V224H102ZM109 222H110V220H109ZM113 222V221H112ZM112 222H110V223H112ZM140 222V221H139ZM10 223V222H9ZM32 223V222H31ZM39 223V222H38ZM43 223V222H42ZM41 223V224H42ZM46 223L44 224V226L46 225ZM70 223H72V222H70ZM69 223V224H70ZM72 223V224H73ZM82 223V222H81ZM80 221H79V226H80ZM87 223V222H86ZM109 223V224H110ZM116 223H118V222H116ZM128 223V222H127ZM126 223V224H127ZM185 223V222H184ZM195 223V224H194ZM40 224V223H39ZM40 224V225H41ZM85 224V223H84ZM100 224V225H101ZM106 224H108V222L106 223ZM105 224V225H106ZM170 224V223H169ZM189 224V223H188ZM13 225V224H12ZM40 225H38V224H36V227L38 228V226H40ZM82 225V224H81ZM89 225V224H88ZM96 225H97V223H96ZM105 225H102V227H104ZM111 225V224H110ZM113 225V224H112ZM115 225V224H114ZM127 225H129L130 226V224H127ZM154 225V224H153ZM185 225H186V223H185ZM193 225H192V227H193ZM7 226H9V225H7ZM7 226L5 227V229H4V231L6 230V228H7ZM35 226V225H34ZM42 226H43V224H42ZM46 226V227H47ZM52 226L53 225H51V229H52ZM72 226H74V225H72ZM90 226H94V228H95V224L93 225V224H91ZM99 226V225H98ZM115 226H118V225H115ZM124 226H126V225H124ZM141 226V225H140ZM147 226V225H146ZM175 226V225H174ZM190 226V225H189ZM199 226V225H198ZM27 227H29V226H27ZM55 227H57V226H55ZM81 227V226H80ZM83 227V226H82ZM86 227H88V226H86ZM101 227V226H100ZM107 227V226H106ZM105 227V228H106ZM110 227V226H109ZM109 227H107V228H109ZM112 227V226H111ZM127 227V226H126ZM125 227V228H126ZM130 227H133V226H130ZM195 227H197V224L195 225ZM3 228H4V226H3ZM43 228V227H42ZM41 228V229H42ZM48 228V227H47ZM50 228V227H49ZM74 228H76V227H74ZM93 228V229H94ZM113 228H114V226H113ZM115 228H117V227H115ZM124 228V229H125ZM128 228V227H127ZM126 228V229H127ZM144 228V227H143ZM39 229H40V227H39ZM51 229L49 230V232L51 231ZM54 229V228H53ZM80 229V228H79ZM86 229V228H85ZM88 229V228H87ZM92 229V230H93ZM96 229H98V227L96 228ZM103 229V228H102ZM112 229V228H111ZM119 229V228H118ZM122 229V228H121ZM125 229V230H126ZM134 229H135V226H134ZM150 229H153L152 227L150 228ZM169 229V228H168ZM167 229V230H168ZM2 230V229H1ZM25 230V229H24ZM27 230V229H26ZM25 230V232H27ZM30 230H32L31 228H30ZM45 230H46V228H45ZM57 231L56 229H55V232L53 231V233L55 234L56 233V235L55 236H57V232H59L60 233V231ZM82 229H80V231H81ZM84 230V229H83ZM92 230H90V234H91V232H92V235H93V231ZM95 230V229H94ZM123 230V229H122ZM125 230H123L124 231V233H125ZM139 230V229H138ZM146 230H147V228H146ZM35 231V230H34ZM103 231H105L106 232V229L104 230H101V234H102V232ZM110 231V230H109ZM123 231H121L122 233H121V235L123 234ZM130 231H131V228H130ZM148 231V230H147ZM173 231H174V229H173ZM200 231H201V229H200ZM33 232V231H32ZM40 232V231H39ZM44 232V231H43ZM48 232V231H47ZM68 232V233H67ZM78 232V234L80 233L79 231H77ZM83 232V231H82ZM82 232H81V234H82ZM85 232V231H84ZM99 232V231H98ZM108 232V231H107ZM111 232H113L112 230H111ZM114 232H115V230H114ZM113 232V233H114ZM120 233V231H118L117 230V233ZM132 232H133V229H132ZM143 232V231H142ZM150 232H152V230L150 231ZM164 233H165V231H163ZM168 232H170L171 234H176V233H172V230H169ZM167 232V233H168ZM174 232H176V231H174ZM187 232H189V231H187ZM191 232V231H190ZM189 232V233H190ZM35 233V232H34ZM50 233H52V232H50ZM65 233H64V235H65ZM87 233L88 232H86V235H87ZM97 233V232H96ZM118 233V234H119ZM128 233L130 234V232L128 231ZM137 233V232H136ZM140 234H141V232H139ZM162 232H160V234H161ZM164 233H162V234H164ZM2 234H3V231H2ZM1 234V235H2ZM9 234V233H8ZM45 234H47V233H45ZM61 234H62V232H61ZM85 234V233H84ZM101 234H99L98 233V235L97 236H101ZM112 234V233H111ZM126 234V233H125ZM134 234V233H133ZM160 234L158 235V236H160ZM229 234V235H228ZM240 234H241V236H240ZM24 235V234H23ZM26 235V234H25ZM37 235V234H36ZM35 235V236H36ZM49 235V234H48ZM53 235V234H52ZM106 235V234H105ZM115 235H116V233H115ZM119 236V237H122V239H123V241H121V243L123 242V244L125 245V243H124V235H122V236ZM138 235V234H137ZM142 235V234H141ZM141 235H138V236H141ZM146 235V234H145ZM150 235V234H149ZM148 234L146 235V237L145 238H147V236H149ZM157 235V234H156ZM200 235H201V233H200ZM21 237H22V235H20ZM41 236V235H40ZM44 235H42V237H43ZM46 236V235H45ZM50 236V235H49ZM70 236H69V240L68 241H66V239L64 238V241H61V242H63L64 244L67 242H71L70 240H71V238H70ZM84 236V235H83ZM88 236V235H87ZM90 236V235H89ZM95 237H96V235H94ZM99 236V237H100ZM103 237H104V234L102 235ZM101 236V238H103ZM114 236V235H113ZM126 236V235H125ZM129 236V235H128ZM170 237V240L173 238H171V235H169ZM230 236V237H231ZM5 237H6V235H5ZM28 237V236H27ZM53 237V236H52ZM51 237V238H52ZM72 237V238H73ZM82 237V236H81ZM90 237H92V236H90ZM115 237V236H114ZM130 237V236H129ZM144 237V236H143ZM143 237H142V239H139L140 241H143ZM152 236H150V238H151ZM156 237V236H155ZM166 237H168V236H166ZM176 237V236H175ZM23 238V237H22ZM48 238V237H47ZM50 238V237H49ZM54 238V237H53ZM53 238H52V240H53ZM57 238H60V237H57ZM83 238H85V237H83ZM100 238V239H101ZM126 238V237H125ZM132 238H138L137 236L136 237H132ZM141 238V237H140ZM144 238V243H145V239ZM158 238H160V237H157V238H154V236H153V239L152 240H159ZM162 238H164L165 239V236L164 237H161V239ZM168 238V239H169ZM195 238V237H194ZM194 238L192 237V239L194 240ZM196 238H198V237H196ZM195 238V239H196ZM201 238V237H200ZM4 239V238H3ZM24 239V238H23ZM30 239L32 240L33 239V236L32 237H30ZM34 239H35V237H34ZM44 239H45V237H44ZM92 239H95V238H92ZM108 239V238H107ZM110 239H113V238H111L110 237ZM118 239V238H117ZM121 239V240H122ZM128 239V238H127ZM135 239V240H136ZM148 239V238H147ZM177 239H179V237L177 238ZM251 239V238H250ZM29 240V239H28ZM27 240V241H28ZM30 240V241H31ZM43 240V239H42ZM47 240V239H46ZM73 240V239H72ZM74 240H77V239H74ZM83 240H86V239H83ZM120 240V239H119ZM118 240V241H119ZM135 240L133 239V242H135ZM138 240V241H139ZM166 240V239H165ZM180 240V239H179ZM192 240V241H193ZM246 241L248 240V238L247 239H245ZM261 240H262V238H261ZM48 241L50 242V240L48 239ZM55 241V240H54ZM89 240H88V237H87V240H86V242H88ZM113 241V240H112ZM132 241V240H131ZM137 241V242H138ZM139 241V242H140ZM177 240H175V242H176ZM181 241V240H180ZM196 241H197V243L195 244L196 246L198 245V246H200V244H199V241H200V239H199V241L196 239ZM251 241H253V240H251ZM35 242H39V243H43V242H41L38 238L36 239V241ZM48 242V243H49ZM53 242V241H52ZM57 242H58V239H57ZM75 242V241H74ZM72 243V245L74 244V245H76L77 243H79L78 242V240L76 241V244L75 243ZM95 243H97L96 241H94ZM107 242V241H106ZM174 242V241H173ZM187 242V241H186ZM194 242H195V240H194ZM205 242V241H204ZM241 242H243L241 239H234L233 240V243L234 244H239V243H241ZM250 242V241H249ZM248 242V243H249ZM254 242V241H253ZM262 242H264V240L262 241ZM27 244H28V242H26ZM34 243V242H33ZM46 243V242H45ZM47 243V244H48ZM65 244V246L66 245H68V244ZM82 243H84L83 245H85V242H82ZM99 243V242H98ZM105 243V242H104ZM113 243V242H112ZM136 243V242H135ZM153 243H154V241H153ZM158 243V242H157ZM250 243H252V242H250ZM250 243H249V245H250ZM58 244H59V242H58ZM61 244L62 243H60V245H58L57 247L59 248V246H61ZM64 244H62L63 245V247H64ZM89 244H92V243H89ZM117 244V243H116ZM115 244V245H116ZM119 244V243H118ZM117 244V245H118ZM122 244V245H123ZM142 244V243H141ZM148 244V243H147ZM146 244V245H147ZM150 244V243H149ZM162 244V243H161ZM164 244V243H163ZM172 244V243H171ZM173 244H175V243H173ZM172 244V245H173ZM177 244H178V242H177ZM176 244V245H177ZM202 244V243H201ZM241 244H243V243H241ZM240 244V245H241ZM259 245H260V242L258 243ZM264 244V243H263ZM33 245H35V244H33ZM39 245V244H38ZM51 245V244H50ZM52 245H55L54 243L52 244ZM51 245V246H52ZM69 245H71V244H69ZM71 245V246H72ZM79 245H81L80 243H79ZM83 245H81L82 247H80V248H83ZM87 245V244H86ZM93 245H94V243H93ZM107 245V244H106ZM109 245H110V243H109ZM113 245V244H112ZM111 245V246H112ZM121 245V246H122ZM128 244H126L125 245V247L127 246ZM131 245H133L132 243H131ZM137 245H139V244H137ZM159 245V244H158ZM158 245H156V246H158ZM170 245V244H169ZM168 245V246H169ZM190 245V244H189ZM194 245V244H193ZM203 245V246H204ZM249 245H245V246H248L249 247ZM258 245V246H259ZM51 246H46L45 244H42V246H41V248H40V251H39V253H37V252H35V253H37V255H35V253L33 252H31L30 250H28L29 251V253L31 252L32 254H33V256L35 255V261H34V264H38V262L41 260V261H45L44 262V264L45 263H47V264H49L50 262H52L53 261V257H54V254L56 253V251H55V248H52ZM78 246V245H77ZM77 246H76V248H77ZM88 246V245H87ZM90 246V245H89ZM95 246V245H94ZM101 246H102V243H101ZM129 246V245H128ZM128 246H127V248H128ZM136 246V245H135ZM149 246V245H148ZM147 246V247H148ZM168 246H166V248L168 247ZM191 246V245H190ZM202 246V245H201ZM244 246V245H243ZM244 246V247H245ZM251 246H253V245H251ZM31 247V246H30ZM33 247V246H32ZM38 247V246H37ZM134 247V246H133ZM141 247H143V245H141ZM145 247V246H144ZM152 247H153V245H152ZM155 247V246H154ZM153 247V248H154ZM170 247V246H169ZM175 247H178V246H175ZM180 247V246H179ZM183 247V246H182ZM241 247V246H240ZM260 247H262V246H260ZM263 247H264V245H263ZM36 248V247H35ZM65 248V247H64ZM63 248V249H64ZM72 248H73V246H72ZM86 248V247H85ZM89 248V247H88ZM87 248V249H88ZM105 248H107V247H105ZM104 248V249H105ZM111 248V247H110ZM114 248V247H113ZM132 248V247H131ZM138 248V247H137ZM165 248V250H168V249H166ZM229 248V247H228ZM34 249V247L32 248V250ZM57 249V248H56ZM62 249V248H61ZM60 249V250H61ZM67 251L66 252H68L69 251V249H68V246H67ZM73 249H75V246H74V248ZM73 249H72V251H73ZM78 249V248H77ZM76 249V250H77ZM84 249V248H83ZM86 249V250H87ZM94 249H96V247H94ZM108 249H109V246H108ZM115 249H117V248H115ZM114 249V250H115ZM125 248H123L122 250H124ZM136 248H133L132 250H135ZM141 249V248H140ZM261 249V248H260ZM259 249V250H260ZM36 250H37V248H36ZM38 250H39V248H38ZM81 250V249H80ZM89 250V249H88ZM92 250V249H91ZM112 250V249H111ZM128 250V249H127ZM126 250V251H127ZM132 250H131V252H132ZM160 250H162V248L160 249ZM164 250V249H163ZM162 250V251H163ZM172 250H175V248H172ZM171 250V251H172ZM196 250H197V248H196ZM200 250H202V251H205V250H203L202 248L200 249ZM239 250V249H238ZM261 250H263V249H261ZM33 251H35V249L33 250ZM65 251V250H64ZM71 251V252H72ZM79 251V250H78ZM104 251V250H103ZM106 251H108V250H106ZM105 251V252H106ZM113 251V250H112ZM124 252L126 255L128 254V252ZM151 251V250H150ZM169 251V250H168ZM170 251V252H171ZM202 251H199V253H202ZM60 252V251H59ZM74 252V251H73ZM80 252V251H79ZM78 252V253H79ZM89 252V251H88ZM110 252V251H109ZM115 252V251H114ZM117 252V251H116ZM137 252H139V251H137ZM137 252L135 251V253L137 254ZM187 252V251H186ZM241 253L242 252H246L244 249H242V251H240ZM239 252V253H240ZM249 252H250V250H249ZM57 253H58V251H57ZM62 253H64L63 251H62ZM74 253H76V252H74ZM87 253V252H86ZM99 254L100 253H102V252H98ZM111 253V252H110ZM117 253H120V252H117ZM130 253V252H129ZM169 253V252H168ZM184 253V252H183ZM195 253H197L196 251H193V249L189 252V255L188 256H192L193 258H194V254ZM204 253V252H203ZM255 253V252H254ZM262 253V252H261ZM73 254V253H72ZM72 254H70V256L69 257H71V255ZM77 254V253H76ZM80 254V253H79ZM107 254V253H106ZM112 254V253H111ZM132 254V253H131ZM145 254V253H144ZM175 254V253H174ZM185 254V253H184ZM28 255V254H27ZM30 255V254H29ZM58 255H59V253H58ZM66 255H68V254H66ZM75 254H73V256H74ZM78 255V254H77ZM81 255V254H80ZM80 255H78V256H76V258H78V257H80ZM82 255H84V253L82 254ZM86 255H88V254H86ZM90 255V254H89ZM108 255V254H107ZM114 255V254H113ZM141 255V254H140ZM139 254H137V256H140ZM148 255V254H147ZM154 255H156L155 253L153 254V256ZM158 255V254H157ZM176 255V254H175ZM183 255V254H182ZM197 255H198V253H197ZM254 255V254H253ZM32 256V255H31ZM55 256H57V255H55ZM90 256H92L93 258H94V255H90ZM99 256V255H98ZM109 256V255H108ZM112 256V255H111ZM129 256H131V255H129ZM151 256V255H150ZM159 256V255H158ZM165 256H166V253H165ZM180 256V255H179ZM200 256V255H199ZM202 256V255H201ZM200 256V257H201ZM248 256V255H247ZM252 256V255H251ZM261 256H262V263L261 264H264V254H261ZM30 257V256H29ZM65 257H68V256H65ZM87 257V256H86ZM92 257L90 258L89 256H88V260L90 261V259H91V261H92ZM100 257H102L101 255H100ZM118 257H121V256H119L118 255ZM127 257V256H126ZM134 257H135V254H134ZM167 257V256H166ZM171 257H173V256H171ZM175 257V256H174ZM185 257H186V255H185ZM203 257V256H202ZM242 257H244V255L242 256ZM242 257H240V258H242ZM253 257V256H252ZM255 257V256H254ZM26 258H27V256H26ZM72 258V257H71ZM75 258V257H74ZM96 258V257H95ZM98 258V257H97ZM103 258V257H102ZM111 257H109L108 259H110ZM176 258V257H175ZM175 258H174V260H175ZM182 258H183V256H182ZM181 258V259H182ZM187 258V257H186ZM196 258V257H195ZM237 258V259H236ZM259 257H255L254 259H255V261H256V259H258ZM261 258V257H260ZM24 259H25V257H24ZM32 259V258H31ZM43 259H45V260H43ZM65 258H63V261H61V259L59 258V261H61V263L62 262H64L65 260H64ZM67 259V258H66ZM69 259V258H68ZM100 259V258H99ZM104 259H107L106 258V256H105V258ZM113 260H114V258H112ZM130 259V258H129ZM133 259V258H132ZM135 259V258H134ZM136 259H137V257H136ZM151 259V258H150ZM168 259V258H167ZM190 259V258H189ZM203 259V258H202ZM247 259V258H246ZM245 259V260H246ZM85 260V264L87 263V261L88 260H86V259H84ZM138 260V259H137ZM168 260H170V259H168ZM168 260H166V261H168ZM173 260V259H172ZM171 260V261H172ZM183 260V259H182ZM188 260V259H187ZM191 260V259H190ZM192 260H194V259H192ZM54 261H55V259H54ZM58 260H56L55 262H57ZM69 261V260H68ZM99 261V260H98ZM101 261H103V260H100V262ZM107 263H108V260H105ZM127 261H129V260H127ZM131 261H133V260H131ZM131 261H129V263H127L126 262V260L125 261H123L125 264H131L130 262ZM136 261V260H135ZM171 261H169V262H171ZM176 261V263L178 262L177 261V259L175 260ZM174 261V262H175ZM195 262H196V259L194 260ZM198 261V260H197ZM204 261V260H203ZM247 261V264L249 263L250 264V262H248V260H246ZM22 262H24V261H22ZM79 262V261H78ZM93 262H94V259H93ZM104 262V261H103ZM148 262V261H147ZM162 264H164V262L163 261H160ZM168 262V263H169ZM183 262V261H182ZM182 262H179V263H182ZM199 262V261H198ZM197 262V263H198ZM258 262V261H257ZM65 263H69V262H65ZM64 263V264H65ZM81 264H82V262H80ZM89 263H92V262H89ZM98 263V262H97ZM96 263V264H97ZM133 263V262H132ZM138 263V262H137ZM146 263V262H145ZM145 263H143V264H145ZM175 263V264H176ZM178 263V264H179ZM187 264H189L188 262H186ZM204 262H202V264H203ZM244 263V262H243ZM253 263H255V262H253ZM24 264H28V263H26V261H25V263ZM31 264V263H30ZM43 264V263H42ZM52 264H53V262H52ZM55 264V263H54ZM59 264V263H58ZM63 264V263H62ZM73 264H76V262L75 263H73ZM78 264V263H77ZM84 264V263H83ZM101 264H102V262H101ZM103 264H105V263H103ZM116 264H118V263H116ZM134 264V263H133ZM139 264H140V261H139ZM142 264V263H141ZM147 264V263H146ZM148 264H151V263H148ZM152 264H155V262L153 263L152 262ZM156 264H159V261L156 263ZM183 264H184V262H183ZM190 264H192V263H190ZM194 264V263H193ZM252 264V263H251ZM258 264V263H257ZM260 264V263H259Z\"/></svg>",
    "mask_w": 264,
    "mask_h": 264
}]
</instances>
